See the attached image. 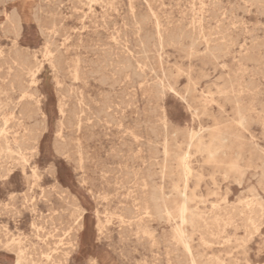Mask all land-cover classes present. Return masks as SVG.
<instances>
[{
    "label": "rangeland",
    "instance_id": "rangeland-1",
    "mask_svg": "<svg viewBox=\"0 0 264 264\" xmlns=\"http://www.w3.org/2000/svg\"><path fill=\"white\" fill-rule=\"evenodd\" d=\"M84 1H85V4H84ZM139 1H140V4H139ZM207 1H209V2H207ZM219 1H221V2H219ZM248 1H249V3H248ZM253 1H255V2H253ZM253 1L252 0H235V1L234 0H226V1L225 0H217V1L216 0H211V1L210 0H186V1L185 0H181V1L180 0H178V1L177 0H130V1L129 0H95V1L94 0H91V1L90 0H59V1H57V0H50V1L49 0H0V54H1L0 55V86H1L0 87V90H1L0 91V95H1L0 96V120L2 117V120L0 121V157L3 158V159L0 158V170H1L0 175L2 174L0 176V206L3 207V208L2 207L0 208V227H1L0 228V236H1L0 237V264H18V263L19 264H23V263L24 264H30L32 262H33L32 264H138V263L139 264H141V263L142 264H190L189 259L192 256H193L194 260L197 262V264H264V244H263L264 243V134H263L264 133L263 132L264 131V121H263L264 120V118H263L264 117V110H263L264 109V102H263L264 101V58H263V56H264V37H263V35H264V12H262V11H264V9H263L264 8V2H263V0H253ZM260 1H261V3H260ZM98 2L101 5H99ZM210 2H211V4H210ZM256 2H257V4H256ZM53 3H55V4H53ZM62 3H64V4H62ZM70 3H72L73 6ZM76 3H77V5H76ZM190 3L191 4L193 3V4L191 5ZM217 3H218V5L219 4L220 5L218 6ZM250 3L252 5H250ZM36 4H37V6H36ZM47 4H48V6H47ZM168 4H169V6H168ZM40 5H43V7L42 6L40 7ZM74 5H76L78 7L76 8V6L74 7ZM143 5L145 7H143ZM207 5L208 6L210 5V6L208 7ZM244 5H246V7ZM35 6L37 7V9ZM46 6L48 7V9L46 8ZM242 6L245 8H243ZM256 6H257V8H256ZM50 7L52 8L51 10H50ZM72 7H74V8H72ZM86 7H87V9H86ZM141 8H143L144 10ZM157 8H158V10H157ZM169 8L172 10H170ZM207 8H208V10H207ZM112 9L113 10L115 9L114 12H112L113 11ZM44 10H47V11L43 12ZM211 10H213L214 12L216 10H218V11H216V13H214L213 11L211 12ZM227 10H229V12ZM235 10H237V11H235ZM249 10H250V12H249ZM259 10H261V11H259ZM167 11H168V13H166ZM224 11L226 14L224 13ZM115 12L116 13L119 12V14H116ZM185 12H186V14H185ZM123 13H124V15H123ZM145 13H146L147 17L145 16ZM188 13H190V15ZM35 14H37L38 16ZM133 14H135V17ZM208 14H211V15H208ZM220 14H222V15H220ZM228 14H230V15H228ZM143 15H144V17H143ZM166 15H168V16L166 17ZM187 15H189V16H187ZM9 16H10L11 20L9 19ZM55 16L57 18L56 20H55ZM137 16H139V17H137ZM149 16H150V18H149ZM156 16H157V18H156ZM171 16H172V18H174L173 20H172ZM40 17H41V19H40ZM63 17H64V19L61 20ZM104 17H105V19H104ZM106 17H108L109 19ZM235 17H236V19H235ZM6 18H7V20H6ZM51 18H52V20H51ZM113 18L115 21L113 20ZM144 18H145V20H144ZM178 18L180 20H178ZM36 19H38V20L36 21ZM59 19H60V21H59ZM150 19H152V20L150 21ZM104 20H105V23H103ZM176 20H178V21H176ZM12 21H13V23H12ZM50 21H51V23H50ZM54 21L57 23V25ZM241 21H242V23H241ZM37 22H38V24H37ZM113 22H114V24H113ZM1 23H4L5 25L1 24ZM106 23L107 24L109 23V24L107 25ZM124 23L126 25H124ZM219 23H220V25H219ZM105 24L107 25V27L105 26ZM119 25H120V27H119ZM130 25H132V27ZM160 25H161V27H160ZM164 25H165V27H164ZM198 25L199 26L201 25V26L199 27ZM13 26L14 27L16 26L17 28L16 27L14 28ZM48 26H50V27H48ZM85 26L86 27L88 26V27L86 28ZM92 26H93V28H92ZM133 26H135V27H133ZM148 26H150V27H148ZM156 26H158V27L156 28ZM213 26L216 30L214 28H211ZM218 26H220V27H218ZM10 27H11V29H10ZM151 27H152V29H151ZM170 27H172L173 29ZM174 27H176V28L174 29ZM198 27H199L200 32H198L199 30H197ZM238 27H240V28H238ZM116 28H117V30H116ZM141 28H143V29H141ZM259 28H260V30H259ZM8 29H9V31H8ZM42 29H44L45 31ZM162 29H163V31H162ZM10 30H12V31H10ZM39 30L41 33L39 32ZM111 30L113 31V34H112ZM155 30H156V32H155ZM159 30H160V32H159ZM168 30H171L172 32L168 31ZM261 30H262V32H261ZM50 31H51V33H50ZM99 31H101V32H99ZM114 31H116L117 33ZM153 31L155 34L153 33ZM174 31H175V33H174ZM9 32H11V33H9ZM134 32H135V34H134ZM169 32L171 34H169ZM245 32H247V33H245ZM47 33L49 35H47ZM147 33H149V34H147ZM218 33H221V34H218ZM242 33H243V35H242ZM162 34H163V36H161ZM188 34H190V35H188ZM41 35H42V37H41ZM86 35H88V37ZM14 36H15V38H14ZM49 36H51V37H49ZM52 36H54V37H52ZM64 36H66V37H64ZM185 36L186 37L188 36V37L185 38ZM225 36L227 37V40L229 39L228 41H225L226 40ZM93 37H95V38H93ZM130 37H132V38H130ZM150 37H152V38H150ZM154 37H155V39H154ZM179 37H180V39H179ZM258 37H260V38H258ZM96 38H97V40H96ZM100 38L103 41H101ZM163 38H164V40L167 38V40H165L166 43L164 40L162 41ZM169 38H171V39H169ZM175 38H178L179 40L177 39V41H175V43L171 42L173 40H176ZM210 38H212L211 39L212 41L209 40ZM53 39H55V40H53ZM64 39H66V40H64ZM85 39H86V41H85ZM260 39H261V42H260ZM104 40H106V41H104ZM135 40L138 42H136ZM151 40H153V41H151ZM231 40H232V42H231ZM233 40H235V41H233ZM76 41H78V42L80 41V42L78 43ZM87 41H89L91 44L89 42L87 44ZM121 41H123V42H121ZM190 41H193V42H190ZM217 41H219V42H217ZM108 42H110V43H108ZM119 42H120V44H119ZM139 42H140V44H139ZM200 42L202 44H200ZM12 43H13V45H12ZM14 43H16V44H14ZM82 43L85 45H83ZM99 43L100 44L102 43V44L100 45ZM113 43H114V45H113ZM194 43L196 44V47H194L195 46ZM215 43L216 44L218 43L217 45H219L221 48L219 46H217ZM225 43H226L227 47H224ZM228 43H230V44L228 45ZM137 44H139L141 46H138ZM146 44H148V45L150 44L149 45L150 47L147 46ZM171 44H172V46H171ZM197 44H198V46H197ZM259 44L261 45V47H259L260 46ZM4 45H6V46H4ZM107 45H108V47H107ZM164 45H165V47H164ZM185 45L191 46V47H187ZM233 45H234V47H233ZM54 46H56V48ZM80 46H82L83 48ZM84 46H87V47H84ZM144 46L146 49L144 48ZM181 46H183V47H181ZM238 46H240V47H238ZM25 47H26V49H25ZM72 47H74V48H72ZM185 47L187 48V50ZM217 47H219V48H217ZM222 47H223V50H222ZM21 48H22V50H21ZM61 48L63 49V52H62ZM134 48H137V49H134ZM213 48H215L216 50ZM245 48H247V49H245ZM155 49L159 50V51H156ZM256 49H259V50H256ZM209 50L212 53H210ZM217 50H219L220 52H218ZM221 50H222V52H221ZM227 50H228V54L226 53ZM22 51H23V53H22ZM114 51H115V53H114ZM138 51H139V53H138ZM255 51H257V52H255ZM13 52H14V54H13ZM74 52H75V54H73ZM95 52H97L96 55H95ZM117 52H121V53L119 54ZM125 52L128 54H125ZM223 52L226 54H224ZM2 53H3V55H2ZM31 53H34V54L31 55ZM129 53H130V55H129ZM136 53H138V54H136ZM98 54H100V56H98ZM104 54H105V56H104ZM106 54H108V55H106ZM146 54H148V55H146ZM51 55H52V57H51ZM76 55H77V57H76ZM120 55H122V56H120ZM126 55H128V56H126ZM136 56L138 58L140 57L139 60L137 59ZM167 56H169V57H167ZM218 56L219 57L222 56L223 58L222 57L219 58ZM61 57H64V58L61 59ZM128 57H129V59H128ZM50 58H52V59H50ZM81 58H82V60H81ZM93 58H95V60ZM147 58L149 60H147ZM214 58H216V60ZM12 59H14V60H12ZM53 59H55V60H53ZM105 59H106V61H104ZM111 59L112 60L114 59V60L111 61ZM125 59H126V61H125ZM155 59L157 60V62ZM255 59L259 62H257ZM56 60H57V64H56ZM244 60H245V62H244ZM250 60H252V61H250ZM109 61L111 64L109 63ZM114 61L116 63H112ZM117 61H119V62H117ZM62 62H63V64H62ZM126 62H127V64H126ZM132 62H133V64H132ZM68 63H69V65H68ZM154 63H155V65H154ZM160 63H161V65H160ZM255 63H257V64H255ZM11 64H12V66H11ZM18 64H19V66H17ZM31 64H33V65H31ZM39 64H40V66H39ZM134 64H135V66H133ZM191 65H193V66H191ZM36 66H37V69H36ZM89 66L92 68H90ZM168 66H170V67L168 68ZM258 66L260 68L256 69V68H258ZM261 66H263V68ZM1 67H2V69H1ZM50 67L52 69H50ZM75 67H77V68H75ZM102 67H104V68H102ZM124 67L125 68L127 67V68L125 69ZM135 67L137 68V70L136 69L135 70L138 72L134 71ZM250 67H251V69H250ZM66 68H68V69H66ZM78 68L79 69L81 68L82 70L81 69L79 70ZM114 68H116V69H114ZM130 68H132L131 71H130ZM143 68H146V69H143ZM187 68H188V70H187ZM246 68H247V70H246ZM24 69H26L28 72L26 73V70H24ZM119 69H120V72H119ZM178 69L180 71H178ZM90 70L93 71V73ZM95 70L96 71L99 70L100 72L99 71L96 72ZM109 70H110V72H109ZM140 70H141V72H139ZM155 70L157 71V73L155 72ZM161 70H162L163 74L161 73ZM199 70H201V71L199 72ZM84 72H85V74H84ZM88 72H89L90 76L88 75ZM127 72H128V74H127ZM201 72L203 73V75L205 77L201 74ZM207 72H208V74H207ZM24 73H26V74H24ZM31 73H33V74H31ZM68 73L71 74L70 75L71 78L69 77ZM105 73H106V75H105ZM159 73H161L162 75ZM34 74H35V76H34ZM51 74H52V76H51ZM152 74H154V75H152ZM174 74H175V76H173ZM10 75H12V76H10ZM97 75L100 77H98ZM101 75H104L103 77H105L106 79L103 77L101 78ZM143 75H144V77H142ZM150 75H151V77H150ZM77 76H80V77H77ZM118 76L120 78H118V80H117L116 78ZM121 76H123V77H121ZM130 76L132 78V81H131ZM147 76H149L150 78ZM231 76H232V78H231ZM234 77H236V78H234ZM31 78H33L32 79L33 81L31 80ZM134 78H136V79H134ZM144 78H145V80H144ZM53 79H55V80H53ZM100 79H101V81H98ZM113 79H115V80H113ZM249 79H251V80H249ZM102 80L105 81V82L103 81L104 84H103ZM128 80H130V81H128ZM229 80H230V82H229ZM231 80L233 83L231 82ZM108 81H109V83H108ZM1 82H2V84H1ZM69 82H70V84H69ZM210 82H212V83H210ZM249 82L253 83V84H249ZM57 83H59V84H57ZM112 83H114V84H112ZM190 83L192 84V87H191ZM223 83H224V85H222ZM246 83H247V85H246ZM130 84L131 85L133 84V86H131ZM208 84H210L211 86ZM239 84H240V86H239ZM30 85H32V86H30ZM186 85H187V87H185ZM207 85L210 86V88ZM250 85H252L251 88L249 87ZM255 85H257V87ZM23 86H25V87H23ZM33 86H35V88ZM149 86L151 89L149 88ZM189 86H190V88H189ZM125 87H127V88H125ZM15 88H16V90H15ZM67 88H69V89H67ZM34 89H36V90H34ZM73 89H76V90H73ZM123 89H124V91H123ZM186 89H188V90L185 91ZM244 89H246V91ZM24 90H25V92H24ZM29 90L31 91V93ZM109 90H110V92H109ZM242 90H243V92H242ZM6 91H7V93L10 91L11 92L9 94H6ZM35 91H37V92H35ZM54 91H56L57 93ZM64 91H65V93H64ZM122 91H123V93H121ZM34 92L37 94H35ZM70 92L71 93L73 92V93L71 94ZM104 92H107V93H104ZM113 92H115V94ZM130 92H131V94H130ZM77 93H79V95ZM117 93H119V94H117ZM125 93H126V95H125ZM203 94L206 95L205 96L206 98L204 97ZM235 94H237L238 96H236ZM12 95H13V97H10ZM114 95H115V97H114ZM159 95L161 96V98H159L160 97ZM78 96H79V98H78ZM140 96H142V97H140ZM210 96H211V99L209 98ZM21 97H22V99H21ZM85 97H86V100L84 99ZM111 97H112V99H111ZM129 97H131V98H129ZM145 97L147 98V101H146ZM152 97H154V98H152ZM88 98H89V101L87 100ZM117 98H119V99H117ZM142 99H145V100H142ZM64 100H65V102H64ZM90 100H91V102H90ZM104 100L108 104H106V102H104ZM126 100L127 101L130 100V101H128L129 103ZM230 100L232 102H230ZM252 100H253V102H252ZM122 101H123V103H122ZM197 101H199V102H197ZM72 102L74 104H72ZM101 102H103V103H101ZM111 103H112V105H111ZM157 103H158V107L156 105ZM119 104H120V108H119ZM162 104H163V106H162ZM249 104H250V106H248ZM258 104L259 105L261 104V105L258 106ZM124 105L126 107H123ZM153 105H154V107H153ZM5 106H7L8 109ZM86 107H87V109L90 108L89 110H91V111L87 110ZM91 107H93V108L91 109ZM140 107H141V109H140ZM61 108L63 111L65 110L63 113L60 112ZM200 108H201V111L198 110ZM30 109H33V111L32 110L30 111ZM57 109H58V111H57ZM111 109H113V111ZM156 109L158 110V112ZM233 109L236 111L238 110V111L235 113V111ZM100 110H101V112H99ZM102 110H104V111H102ZM118 110H120L119 115L117 113ZM255 110H257V111H255ZM109 111H110V113H109ZM229 111H231V112H229ZM18 112L21 113V114L20 113L19 114L23 118L22 117L20 118V115L18 114ZM84 112L86 113V115ZM133 113H135V114H133ZM90 114H92L91 115L92 117L90 116ZM103 114H105V115H103ZM106 114H108V115H106ZM258 114L260 115V118H259V116L257 118ZM73 115H74V117H73ZM125 115H126V117H125ZM142 115H143V117H142ZM29 116L31 117L32 120L28 119V118H30ZM76 116H78V117H76ZM85 116L88 117V119ZM130 116H131V118H130ZM93 118L95 119V121L93 120ZM140 118L142 120H140ZM9 119L12 121H10ZM39 119H42V122H41V120L39 121ZM71 119H73V120H71ZM80 119H81V121H80ZM135 119H137V120H135ZM143 119H145V120H143ZM257 119H259V120H257ZM8 120H9V122H8ZM97 120H99V121L97 122ZM103 120H105L104 121L105 124H104ZM113 120H114V122H113ZM241 120H242V124H240ZM6 121H7V123H6ZM71 121H72V123H71ZM108 121H111V122L109 123ZM262 121H263V123H262ZM61 122L63 125H61ZM135 122H136V124H135ZM142 122H144V124ZM154 122H155V124H153ZM115 123H117V124H115ZM130 123H132V124H130ZM17 124H18V126H17ZM31 124L34 125L35 127L31 126ZM137 124H139V125H137ZM164 124H166V125H164ZM8 125L10 128L8 127ZM81 125H82V127H81ZM90 125H92V126L94 125V127H91ZM116 125H117V127H116ZM151 125L153 126L154 129L150 128V127H152ZM46 126H47V128H46ZM104 126H105V128H104ZM32 127L35 129L33 130ZM85 127H87V128H85ZM110 127H112V128H110ZM118 127H119V129H118ZM26 128L28 129L29 132L27 131ZM148 128H150L149 129L150 131L151 130H153V131L149 133ZM5 129H6V131H5ZM7 129H9V130L7 131ZM108 129H109V131H108ZM132 129H134V130H132ZM116 130H117V132H116ZM135 130L137 133L135 132ZM130 131H132V132H130ZM261 131H262V134H261ZM66 132H68V133H66ZM96 132H98V133H96ZM121 132H122V134H120ZM7 133H9V134H7ZM15 133L16 134L18 133V134L15 135ZM36 133L37 134L39 133V134L37 135ZM192 133L196 134V137H193L191 139L190 137H191ZM2 134L4 137L2 136ZM69 135L70 136L72 135V136L70 137ZM120 135H122L123 138ZM132 135H133V137H132ZM89 136H93V137L89 138ZM84 137H86L85 140H84ZM17 138H18V141H17ZM62 138H64V140ZM105 138L109 139V140H106ZM7 139H9V140H7ZM19 139H21V140H19ZM72 139H74L73 140L74 142L72 141ZM140 139H141V141H140ZM196 139L200 141V145L198 147L199 150L196 149L197 147L195 145H192V146L188 145L190 140L195 141ZM54 140H55V142H54ZM59 140L61 143H59ZM14 141H16L15 147H14V144H15ZM56 141H58V142H56ZM70 141L72 142L73 145L72 144L70 145V143H71ZM76 141H78V143ZM110 141H112V142H110ZM126 141H128V143H126ZM152 141H155V142H152ZM54 143L57 144V146H54L55 145ZM143 143H144V145H143ZM154 143H157V144H154ZM58 144H59V146H58ZM61 144H63L66 149H64V146H62ZM100 144H101V146H100ZM111 144L113 145V147ZM60 145H61V147H60ZM84 145L87 147H85ZM4 146L5 147L7 146V147L4 148ZM66 146H68V147H66ZM120 146H122V147H120ZM125 146H126L127 150L124 148ZM135 146H136V148H135ZM147 146H149V148ZM161 146H162V149H161ZM17 147H18V149H17ZM34 147L38 150L36 151V149ZM55 147H58V148H55ZM61 148H62V150H61ZM71 148H72V150H71ZM104 148H106V149L104 150ZM117 148H119V149H117ZM121 148H122V150H121ZM9 149H10V151H9ZM58 150H60V151L58 152ZM63 150H64L65 155L63 153ZM124 150H125V152H124ZM210 150L212 151L213 154H209ZM7 151H9V152H7ZM111 151L112 152L114 151V152L111 153ZM156 151H158V152H156ZM163 151H165V153ZM186 151H188V155H187L188 158L186 157V160H187L188 165H189V171L187 173H185L183 170L181 171V168H179V167H181L179 164V157H181L182 154H184V152H186ZM15 152L17 155L15 154ZM56 152H58V153H56ZM67 152H69V153H67ZM70 152H72L74 155L71 154ZM127 152H129V153H127ZM150 152H151V154H149ZM153 152H154V155L152 154ZM32 153H33V155H32ZM116 153H117V156H116ZM10 154L12 155V157L10 156ZM59 154H60V156H59ZM114 154H115V156H114ZM122 154H123V156H122ZM137 155L140 157V160H139V157ZM119 156H121V157H119ZM74 158H76V159L74 160ZM85 158H87V159L85 160ZM88 158H90V159H88ZM97 158H101V161H100V159H97ZM103 158L104 159L107 158V159L104 160ZM116 158H117V160H116ZM129 158H131L132 160ZM162 158H163V161H162ZM151 159H153V160H151ZM97 160H98V162H97ZM155 160H157V161H155ZM4 162H6V163H4ZM115 162H117V164ZM147 162H149V163H147ZM100 163H103V165ZM104 163H105V165H104ZM110 163H112V164L114 163L115 166L110 164ZM176 164H178V165H176ZM122 165H124V166H122ZM128 165H130V166H128ZM138 165H139V167H136ZM151 165H153V166H151ZM83 167H84V169H83ZM175 167H176V170H175ZM111 168H112V170H111ZM115 168L118 170H116ZM4 170H5V172H4ZM133 170H135V171H133ZM193 170L194 171L196 170V171L194 172ZM108 171H110V172H108ZM32 172L34 174H37V175H34ZM91 172L93 173L92 175H91ZM129 172L133 175L127 174ZM112 173H113V175H112ZM199 173H201L204 178L202 176H200ZM223 173L225 174L224 176H223ZM5 174H6V176H4ZM82 174H83V176H82ZM109 174L111 175V178H110ZM135 174H136V177H135ZM103 175H104V177H103ZM107 175H109V176H107ZM184 175H186V176H184ZM3 176H4V178H3ZM114 176H116V177H114ZM158 176L162 180L159 179ZM179 176H180V178H179ZM189 176H190V178H189ZM77 177L79 178V181H78ZM209 177L212 179H210ZM93 178L95 181L93 180ZM105 178H107V179H105ZM130 178H131V180L133 178V180L131 181ZM91 180H93V182ZM106 180L109 182L107 183ZM212 180H213V182H212ZM100 181H103V183ZM122 181L124 182V184ZM145 182L148 186L145 184ZM148 182H150V183L148 184ZM90 183H93L92 187H91ZM126 183H128V184H126ZM110 184H112V185H110ZM131 184H134V185H131ZM139 185H140L141 189H140ZM156 185H158V186H156ZM212 185H214V186H212ZM93 186H94V188H93ZM95 186H97V187H95ZM102 187H105V188H102ZM106 187H107V189H106ZM153 187H158V189L159 188L160 189L158 190V189L153 188ZM177 187H179V188H177ZM185 187H186V189H185ZM58 188H60V189H58ZM63 188H65V190H63ZM91 188H92V190H91ZM191 189H193V190H191ZM54 192H55V194H54ZM156 192H158V193H156ZM184 192L188 195L189 210L193 211V213H194L193 218H195V223L193 224V226L190 225L189 223H184L182 226L176 212L173 213V215H174L173 219H172V217L168 218L166 214H164L162 212L158 213L156 210V206H154L158 202L160 203L161 196H163L167 200V203L171 207V209L174 210L175 202H178V200L181 197V194ZM69 193L71 194V196ZM111 193H112V195H111ZM107 194H108V196L110 195V197H108ZM151 194L153 196H151ZM154 194L157 195V197ZM8 195L11 198L8 197ZM65 195H67L66 200H64ZM73 195H74V199H73ZM158 195H160V198ZM206 195L209 197H206ZM68 196H69V198H68ZM102 196H104V197L101 198ZM148 196H149V198H147ZM154 196H155L154 200L158 199V200H155V201H157V203L153 200ZM93 197H95L97 199H95ZM125 197H127V198H125ZM239 198H240L241 202L239 201ZM43 199H44V201H43ZM45 199H47V200H45ZM126 199H127V201H126ZM138 199L141 201H139ZM114 200H116L118 202H116ZM25 201H26V203H25ZM245 201L247 202L246 204L244 203ZM146 202L147 203L149 202L148 203L149 205H147ZM7 203H9V204H7ZM11 203H14V204L12 205ZM142 203L144 204V206ZM66 204H68V205H66ZM33 205H34V209H33ZM125 205H126V207H125ZM152 205H153V207H152ZM146 206L151 207V209H149V211H150L149 215L146 214V211H145ZM35 207L36 208L38 207V208L35 209ZM131 208L133 211H135L134 212L135 214L133 213L132 210H130ZM217 208L218 209L220 208L219 211ZM76 209H77V211H76ZM121 209L122 210L124 209V210L122 211ZM34 210H35V212H34ZM155 210L158 213V215H157V213L155 215ZM237 210H239V212ZM16 211H17V214H16ZM125 211H126V213H125ZM3 212H5V213H3ZM6 212H8L7 217H5ZM9 212H11V213H9ZM56 212H57V215H55ZM69 212H73V213L70 214ZM117 212H119V213H117ZM48 213H50V214H48ZM62 213L63 214L65 213V214L63 215ZM52 214H53V217H52ZM124 215H126V216H124ZM153 215H155V216H153ZM249 215L252 218H250ZM55 216H57L61 219H59ZM71 216H73V217L71 218ZM151 216L154 218H152ZM247 216L249 218H247ZM8 217H9V219H8ZM38 217H40V218H38ZM199 217L200 218L203 217L204 219L203 218L200 219ZM229 218H231V219H229ZM47 221L49 223H47ZM75 221H76V223H75ZM106 221H108V222H106ZM145 221H146V223H145ZM251 221H252L253 225H252ZM205 222H207V226L205 225L206 224ZM7 223H8V225H7L8 227L6 226ZM43 223H46L47 225L46 224L44 225ZM56 224L58 225L57 227H56ZM248 224L252 227H250ZM69 225H71V226H69ZM178 225L183 227V229H184L183 234L178 235V233L176 232V227ZM60 226L61 227L63 226V227L61 228ZM102 226H104V227H102ZM39 227L42 230H39L40 229ZM124 227L126 228V230ZM127 227H128V229L131 228L133 231H131V229L128 230ZM233 227H234V229H233ZM70 228H71V230H70ZM53 229H54V231H53ZM99 230H100V232H98ZM43 231H45V232H43ZM9 232H11L10 233L11 237L9 235ZM31 232H34V233L31 234ZM75 232H77V233H75ZM137 232H138V234H137ZM70 233L71 234L73 233V236ZM120 233L122 234V236ZM125 233H126V235H125ZM199 234H200V236H199ZM135 235H136V237H135ZM140 235H142V236H140ZM34 236H36V237L34 238ZM70 236H72V237H70ZM102 236H104V237H102ZM148 236H149V238L147 239ZM157 236H158V238H157ZM2 237H3V240H2ZM168 237H171V238H168ZM108 238H109V240H108ZM117 238H118V240H117ZM123 238H125V239H123ZM139 239H140V241H138ZM40 240H41V242H40ZM47 240L50 242H48ZM65 240H68V241H65ZM128 240H129V242H128ZM7 241H8V243H7ZM123 241H125L126 243ZM168 241H169L170 245L168 244ZM173 241H174V243H173ZM9 242H11V243H9ZM28 242H29V245H28ZM62 242H65V243H62ZM148 242H150L151 244L150 243L148 244ZM20 243H22L23 246ZM25 243H27V244H25ZM47 243H49V244H47ZM60 243H61V246H60ZM70 243H72V244H70ZM144 243H146V244H144ZM186 243H187V245H186ZM3 245H4V247H3ZM17 245H19V246H17ZM34 245H35V247H34ZM116 245H117V247H115ZM138 245H140V246H138ZM62 246L63 247L65 246V247L63 248ZM187 246L189 248V249L187 248L189 252L186 249ZM12 248H13V250H10ZM26 248L29 250H27ZM48 248H49V250H48ZM54 248L55 249L57 248L55 250V252L53 251ZM165 248H167V249H165ZM149 249L151 251L153 249L152 253L154 255L153 254L150 255L151 252ZM37 250H38V252H40V256H39V253H37ZM44 250L46 252H44ZM116 250H118V251H116ZM121 250L123 252H121ZM148 250H149V252H148ZM166 250H167L168 254H164V253H166ZM172 250H173V252H172ZM16 251H17V253H16ZM19 251H20V253H19ZM62 252H64V253L62 254ZM158 252H160V253H158ZM22 254H23V256H21ZM54 254H56V256ZM116 254H118L117 256L119 258L117 256H115ZM170 254H171V256H170ZM62 255H64V256H62ZM16 256H17V258H16ZM18 256L20 257V259H18ZM126 257H128V258H126ZM156 257H158L159 261L158 260L155 261ZM48 258H49V260H48ZM15 259H17L16 260L17 263L15 262ZM56 259H58V260H56ZM143 259H144V262H143ZM165 259H166L167 263H166ZM52 260H53V262H51ZM121 260H122V262H121ZM57 261H58V263H57ZM44 262H46V263H44ZM61 262H63V263H61ZM132 262H134V263H132Z\"/></svg>",
    "mask_w": 264,
    "mask_h": 264
},
{
    "label": "bare ground",
    "instance_id": "bare-ground-1",
    "mask_svg": "<svg viewBox=\"0 0 264 264\" xmlns=\"http://www.w3.org/2000/svg\"><path fill=\"white\" fill-rule=\"evenodd\" d=\"M49 1H50V0H49ZM57 1H59V0H57ZM90 1H91V0H90ZM94 1H95V0H94ZM129 1H130V0H129ZM177 1H178V0H177ZM180 1H181V0H180ZM185 1H186V0H185ZM210 1H211V0H210ZM216 1H217V0H216ZM225 1H226V0H225ZM234 1H235V0H234ZM252 1H253V0H252ZM76 2H77V1H76ZM81 2H82V1H81ZM119 2H120V1H119ZM143 2H144V1H143ZM147 2H148V1H147ZM175 2H176V1H175ZM207 2H209V1H207ZM219 2H221V1H219ZM250 2H251V1H250ZM253 2H255V1H253ZM263 2H264V0H263ZM263 2H262V3H263ZM47 3H48V2H47ZM94 3H95V2H94ZM98 3H99V2H98ZM115 3H116V2H115ZM170 3H171V2H170ZM198 3H199V2H198ZM233 3H234V2H233ZM244 3H245V2H244ZM248 3H249V1H248ZM260 3H261V1H260ZM53 4H55V3H53ZM62 4H64V3H62ZM70 4H72V3H70ZM84 4H85V1H84ZM103 4H104V3H103ZM106 4H107V3H106ZM139 4H140V1H139ZM144 4H145V3H144ZM190 4H191V3H190ZM192 4H193V3H192ZM192 4H191V5H192ZM201 4H202V3H201ZM210 4H211V2H210ZM214 4H215V3H214ZM256 4H257V2H256ZM76 5H77V3H76ZM76 5H74V7H75ZM93 5H94V4H93ZM99 5H101V4L99 3ZM99 5H98V6H99ZM109 5H110V4H109ZM130 5H131V4H130ZM137 5H138V4H137ZM212 5H213V4H212ZM217 5H218V3H217ZM219 5H220V4H219ZM219 5H218V6H219ZM233 5H234V4H233ZM250 5H252V4L250 3ZM260 5H261V4H260ZM36 6H37V4H36ZM36 6H35V7H36ZM41 6L43 7V5H40V7H41ZM44 6H45V5H44ZM47 6H48V4H47ZM47 6H46V8L48 9ZM49 6H50V5H49ZM72 6H73V4H72ZM106 6H107V5H106ZM128 6H129V5H128ZM132 6H133V5H132ZM168 6H169V4H168ZM183 6H184V5H183ZM193 6H194V5H193ZM193 6H192V7H193ZM207 6H208V5H207ZM209 6H210V5H209ZM209 6H208V7H209ZM239 6H240V5H239ZM244 6L246 7V5H244ZM258 6H259V5H258ZM40 7H39V8H40ZM59 7H60V6H59ZM74 7H72V8H74ZM77 7H78V6H76V8H77ZM88 7H89V6H88ZM137 7H138V6H137ZM139 7H140V6H139ZM143 7H145V6L143 5ZM172 7H173V6H172ZM201 7H202V6H201ZM220 7H221V6H220ZM237 7H238V6H237ZM242 7H243V6H242ZM245 7H243V8H245ZM261 7H262V6H261ZM81 8H82V7H81ZM81 8H80V9H81ZM124 8H125V7H124ZM187 8H188V7H187ZM232 8H233V7H232ZM238 8H239V7H238ZM256 8H257V6H256ZM256 8H255V9H256ZM36 9H37V7H36ZM36 9H35V10H36ZM44 9H45V8H44ZM51 9H52V8L50 7V10H51ZM66 9H67V8H66ZM69 9H70V8H69ZM86 9H87V7H86ZM100 9H101V8H100ZM108 9H109V8H108ZM131 9H132V8H131ZM141 9H143V8H141ZM141 9H140V10H141ZM145 9H146V8H145ZM149 9H150V8H149ZM169 9H170V8H169ZM212 9H213V8H212ZM218 9H219V8H218ZM220 9H221V8H220ZM228 9H229V8H228ZM247 9H248V8H247ZM259 9H260V8H259ZM263 9H264V8H263ZM40 10H41V9H40ZM60 10H61V9H60ZM88 10H89V9H88ZM112 10H113V9H112ZM114 10H115V9H114ZM114 10H113L112 12H114ZM136 10H137V9H136ZM143 10H144V9H143ZM143 10H142V11H143ZM146 10H147V9H146ZM150 10H151V9H150ZM157 10H158V8H157ZM170 10H172V9H170ZM174 10H175V9H174ZM184 10H185V9H184ZM188 10H189V9H188ZM188 10H187V11H188ZM193 10H194V9H193ZM207 10H208V8H207ZM207 10H206V11H207ZM209 10H210V9H209ZM223 10H224V9H223ZM223 10H222V11H223ZM256 10H257V9H256ZM261 10H262V9H261ZM261 10H259V11H261ZM46 11H47V10H44L43 12H46ZM57 11H58V10H57ZM70 11H71V10H70ZM151 11H152V10H151ZM187 11H186V12H187ZM196 11H197V10H196ZM212 11H213V10H211V12H212ZM216 11H218V10H216ZM216 11H215V12L213 11V12L216 13ZM227 11L229 12V10H227ZM235 11H237V10H235ZM241 11H242V10H241ZM259 11H258V12H259ZM36 12H37V11H36ZM43 12H42V13H43ZM58 12H59V11H58ZM72 12H73V11H72ZM126 12H127V11H126ZM126 12H125V13H126ZM147 12H148V11H147ZM161 12H162V11H161ZM170 12H171V11H170ZM175 12H176V11H175ZM186 12H185V14H186ZM249 12H250V10H249ZM262 12H264V11H262ZM34 13H35V12H34ZM40 13H41V12H40ZM48 13H49V12H48ZM50 13H51V12H50ZM52 13H53V12H52ZM82 13H83V12H82ZM115 13H116V12H115ZM131 13H132V12H131ZM131 13H130V14H131ZM151 13H152V12H151ZM166 13H168V11H167ZM171 13H172V12H171ZM171 13H170V14H171ZM209 13H210V12H209ZM224 13H225V11H224ZM260 13H261V12H260ZM10 14H11V13H10ZM57 14H58V13H57ZM77 14H78V13H77ZM79 14H80V13H79ZM99 14H100V13H99ZM116 14H119V12L116 13ZM152 14H153V13H152ZM178 14H179V13H178ZM188 14L190 15V13H188ZM194 14H195V13H194ZM211 14H212V13H211ZM211 14H208V15H211ZM225 14H226V13H225ZM35 15H37V14H35ZM42 15H43V14H42ZM53 15H54V14H53ZM81 15H82V14H81ZM81 15H80V16H81ZM123 15H124V13H123ZM133 15H134V17H135V14H133ZM153 15H154V14H153ZM189 15H187V16H189ZM192 15H193V14H192ZM196 15H197V14H196ZM215 15H216V14H215ZM220 15H222V14H220ZM228 15H230V14H228ZM233 15H234V14H233ZM259 15H260V14H259ZM262 15H263V14H262ZM18 16H19V15H18ZM37 16H38V15H37ZM127 16H128V15H127ZM130 16H131V15H130ZM145 16L147 17L146 13H145ZM167 16H168V15H166V17H167ZM197 16H198V15H197ZM200 16H201V15H200ZM236 16H237V15H236ZM35 17H36V16H35ZM137 17H139V16H137ZM143 17H144V15H143ZM146 17H145V18H146ZM163 17H164V16H163ZM169 17H170V16H169ZM212 17H213V16H212ZM230 17H231V16H230ZM233 17H234V16H233ZM42 18H43V17H42ZM45 18H46V17H45ZM81 18H82V17H81ZM85 18H86V17H85ZM88 18H89V17H88ZM106 18H108V17H106ZM124 18H125V17H124ZM128 18H129V17H128ZM131 18H132V17H131ZM145 18H144V20H145ZM149 18H150V16H149ZM154 18H155V17H154ZM156 18H157V16H156ZM171 18H172V16H171ZM191 18H192V17H191ZM227 18H228V17H227ZM238 18H239V17H238ZM238 18H237V19H238ZM242 18H243V17H242ZM9 19L11 20L10 16H9ZM40 19H41V17H40ZM40 19H39V20H40ZM56 19H57V18H56V16H55V20H56ZM63 19H64V17H63L61 20H63ZM102 19H103V18H102ZM102 19H101V20H102ZM104 19H105V17H104ZM108 19H109V18H108ZM108 19H107V20H108ZM136 19H137V18H136ZM166 19H167V18H166ZM166 19H165V20H166ZM173 19H174V18H172V20H173ZM182 19H183V18H182ZM196 19H197V18H196ZM205 19H206V18H205ZM235 19H236V17H235ZM6 20H7V18H6ZM37 20H38V19H36V21H37ZM51 20H52V18H51ZM99 20H100V19H99ZM113 20H114V18H113ZM138 20H139V19H138ZM141 20H142V19H141ZM151 20H152V19H150V21H151ZM165 20H164V21H165ZM178 20H180V19L178 18ZM178 20H176V21H178ZM186 20H187V19H186ZM188 20H189V19H188ZM201 20H202V19H201ZM48 21H49V20H48ZM59 21H60V19H59ZM114 21H115V20H114ZM154 21H155V20H154ZM166 21H167V20H166ZM166 21H165V22H166ZM204 21H205V20H204ZM217 21H218V20H217ZM220 21H221V20H220ZM222 21H223V20H222ZM238 21H239V20H238ZM257 21H258V20H257ZM54 22H55V21H54ZM131 22H132V21H131ZM138 22H139V21H138ZM138 22H137V23H138ZM160 22H161V21H160ZM171 22H172V21H171ZM173 22H174V21H173ZM205 22H206V21H205ZM209 22H210V21H209ZM12 23H13V21H12ZM12 23H11V24H12ZM50 23H51V21H50ZM55 23H56V22H55ZM101 23H102V22H101ZM103 23H105V20H104ZM115 23H116V22H115ZM128 23H129V22H128ZM128 23H127V24H128ZM134 23H135V22H134ZM144 23H145V22H144ZM174 23H175V22H174ZM174 23H173V24H174ZM239 23H240V22H239ZM239 23H238V24H239ZM241 23H242V21H241ZM258 23H259V22H258ZM1 24H4V23H1ZM37 24H38V22H37ZM106 24H107V23H106ZM106 24H105V26L107 27V25H108L109 23H108L107 25H106ZM113 24H114V22H113ZM119 24H120V23H119ZM131 24H132V23H131ZM140 24H141V23H140ZM159 24H160V23H159ZM164 24H165V23H164ZM166 24H167V23H166ZM169 24H170V23H169ZM189 24H190V23H189ZM194 24H195V23H194ZM204 24H205V23H204ZM229 24H230V23H229ZM229 24H228V25H229ZM244 24H245V23H244ZM4 25H5V24H4ZM4 25H3V26H4ZM56 25H57V23H56ZM62 25H63V24H62ZM88 25H89V24H88ZM93 25H94V24H93ZM124 25H126V24L124 23ZM135 25H136V24H135ZM157 25H158V24H157ZM219 25H220V23H219ZM226 25H227V24H226ZM231 25H232V24H231ZM235 25H236V24H235ZM11 26H12V25H11ZM59 26H60V25H59ZM80 26H81V25H80ZM102 26H103V25H102ZM127 26H128V25H127ZM130 26L132 27V25H130ZM184 26H185V25H184ZM192 26H193V25H192ZM198 26H199V25H198ZM200 26H201V25H200ZM200 26H199V27H200ZM229 26H230V25H229ZM236 26H237V25H236ZM260 26H261V25H260ZM4 27H5V26H4ZM13 27H14V26H13ZM15 27H16V26H15ZM15 27H14V28H15ZM37 27H38V26H37ZM48 27H50V26H48ZM85 27H86V26H85ZM87 27H88V26H87ZM87 27H86V28H87ZM119 27H120V25H119ZM133 27H135V26H133ZM148 27H150V26H148ZM157 27H158V26H156V28H157ZM160 27H161V25H160ZM160 27H159V28H160ZM164 27H165V25H164ZM186 27H187V26H186ZM196 27H197V26H196ZM199 27L197 28V30H199ZM218 27H220V26H218ZM243 27H244V26H243ZM16 28H17V27H16ZM39 28H40V27H39ZM39 28H38V29H39ZM44 28H45V27H44ZM46 28H47V27H46ZM92 28H93V26H92ZM94 28H95V27H94ZM121 28H122V27H121ZM123 28H124V27H123ZM153 28H154V27H153ZM170 28H172V27H170ZM170 28H169V29H170ZM175 28H176V27H174V29H175ZM181 28H182V27H181ZM194 28H195V27H194ZM209 28H210V27H209ZM211 28H214V26L211 27ZM222 28H223V27H222ZM229 28H230V27H229ZM238 28H240V27H238ZM257 28H258V27H257ZM2 29H3V28H2ZM5 29H6V28H5ZM10 29H11V27H10ZM110 29H111V28H110ZM113 29H114V28H113ZM126 29H127V28H126ZM136 29H137V28H136ZM141 29H143V28H141ZM151 29H152V27H151ZM154 29H155V28H154ZM172 29H173V28H172ZM172 29H171V30H172ZM190 29H191V28H190ZM214 29H215V28H214ZM254 29H255V28H254ZM42 30H44V29H42ZM60 30H61V29H60ZM60 30H59V31H60ZM116 30H117V28H116ZM120 30H121V29H120ZM128 30H129V29H128ZM131 30H132V29H131ZM166 30H167V29H166ZM171 30H168V31H171ZM179 30H180V29H179ZM179 30H178V31H179ZM195 30H196V29H195ZM215 30H216V29H215ZM222 30H223V29H222ZM241 30H242V29H241ZM257 30H258V29H257ZM259 30H260V28H259ZM259 30H258V31H259ZM8 31H9V29H8ZM10 31H12V30H10ZM44 31H45V30H44ZM56 31H57V30H56ZM73 31H74V30H73ZM79 31H80V30H79ZM111 31H112V30H111ZM135 31H136V30H135ZM139 31H140V30H139ZM145 31H146V30H145ZM147 31H148V30H147ZM157 31H158V30H157ZM162 31H163V29H162ZM213 31H214V30H213ZM223 31H224V30H223ZM13 32H14V31H13ZM13 32H12V33H13ZM39 32H40V30H39ZM94 32H95V31H94ZM99 32H101V31H99ZM99 32H98V33H99ZM114 32H116V31H114ZM132 32H133V31H132ZM151 32H152V31H151ZM155 32H156V30H155ZM159 32H160V30H159ZM171 32H172V31H171ZM198 32H200V30H199ZM215 32H216V31H215ZM250 32H251V31H250ZM261 32H262V30H261ZM3 33H4V32H3ZM9 33H11V32H9ZM17 33H18V32H17ZM40 33H41V32H40ZM50 33H51V31H50ZM53 33H54V32H53ZM102 33H103V32H102ZM116 33H117V32H116ZM139 33H140V32H139ZM139 33H138V34H139ZM153 33H154V31H153ZM174 33H175V31H174ZM182 33H183V32H182ZM188 33H189V32H188ZM223 33H224V32H223ZM245 33H247V32H245ZM66 34H67V33H66ZM112 34H113V31H112ZM120 34H121V33H120ZM127 34H128V33H127ZM131 34H132V33H131ZM134 34H135V32H134ZM134 34H133V35H134ZM147 34H149V33H147ZM154 34H155V33H154ZM156 34H157V33H156ZM167 34H168V33H167ZM169 34H171V33L169 32ZM218 34H221V33H218ZM225 34H226V33H225ZM227 34H228V33H227ZM2 35H3V34H2ZM4 35H5V34H4ZM6 35H7V34H6ZM47 35H49V34L47 33ZM62 35H63V34H62ZM88 35H89V34H88ZM88 35H86V36L88 37ZM100 35H101V34H100ZM102 35H103V34H102ZM104 35H105V34H104ZM114 35H115V34H114ZM180 35H181V34H180ZM180 35H179V36H180ZM183 35H184V34H183ZM188 35H190V34H188ZM194 35H195V34H194ZM214 35H215V34H214ZM228 35H229V34H228ZM242 35H243V33H242ZM261 35H262V34H261ZM43 36H44V35H43ZM96 36H97V35H96ZM107 36H108V35H107ZM129 36H130V35H129ZM141 36H142V35H141ZM143 36H144V35H143ZM146 36H147V35H146ZM161 36H163V34H162ZM230 36H231V35H230ZM257 36H258V35H257ZM41 37H42V35H41ZM49 37H51V36H49ZM52 37H54V36H52ZM64 37H66V36H64ZM101 37H102V36H101ZM120 37H121V36H120ZM120 37H119V38H120ZM122 37H123V36H122ZM147 37H148V36H147ZM169 37H170V36H169ZM172 37H173V36H172ZM187 37H188V36H187ZM187 37L185 36V38H187ZM201 37H202V36H201ZM208 37H209V36H208ZM214 37H215V36H214ZM225 37H226V36H225ZM263 37H264V35H263ZM263 37H262V38H263ZM14 38H15V36H14ZM71 38H72V37H71ZM93 38H95V37H93ZM110 38H111V37H110ZM130 38H132V37H130ZM135 38H136V37H135ZM140 38H141V37H140ZM144 38H145V37H144ZM150 38H152V37H150ZM156 38H157V37H156ZM173 38H174V37H173ZM193 38H194V37H193ZM198 38H199V37H198ZM198 38H197V39H198ZM203 38H204V37H203ZM212 38H213V37H212ZM212 38H210L209 40L212 41V40H211ZM258 38H260V37H258ZM44 39H45V38H44ZM100 39H101V38H100ZM154 39H155V37H154ZM154 39H153V40H154ZM159 39H160V38H159ZM169 39H171V38H169ZM175 39H176V40H173V41H171V42H174V43H175V41H177L178 38H175ZM179 39H180V37H179ZM179 39H178V40H179ZM204 39H205V38H204ZM236 39H237V38H236ZM244 39H245V38H244ZM252 39H253V38H252ZM254 39H255V38H254ZM256 39H257V38H256ZM53 40H55V39H53ZM64 40H66V39H64ZM94 40H95V39H94ZM94 40H93V41H94ZM96 40H97V38H96ZM106 40H107V39H106ZM106 40H104V41H106ZM120 40H121V39H120ZM140 40H141V39H140ZM153 40H151V41H153ZM163 40H164V38L162 39V41H163ZM165 40H167V38H166ZM165 40H164V41H165ZM181 40H182V39H181ZM192 40H193V39H192ZM228 40H229V39H228ZM228 40H227V37H226V40H225V41H228ZM242 40H243V39H242ZM262 40H263V39H262ZM73 41H74V40H73ZM80 41H81V40H80ZM80 41H79V42H80ZM85 41H86V39H85ZM101 41H103V40L101 39ZM114 41H115V40H114ZM135 41H136V40H135ZM204 41H205V40H204ZM219 41H220V40H219ZM219 41H217V42H219ZM233 41H235V40H233ZM249 41H250V40H249ZM258 41H259V40H258ZM56 42H57V41H56ZM76 42H78V41H76ZM79 42H78V43H79ZM88 42H89V41H87V44H88ZM117 42H118V41H117ZM121 42H123V41H121ZM124 42H125V41H124ZM136 42H138V41H136ZM155 42H156V41H155ZM167 42H168V41H167ZM169 42H170V41H169ZM179 42H180V41H179ZM181 42H182V41H181ZM190 42H193V41H190ZM197 42H198V41H197ZM222 42H223V41H222ZM231 42H232V40H231ZM231 42H230V43H231ZM256 42H257V41H256ZM260 42H261V39H260ZM10 43H11V42H10ZM59 43H60V42H59ZM89 43H90V42H89ZM97 43H98V42H97ZM102 43H103V42H102ZM102 43H101V44H102ZM104 43H105V42H104ZM108 43H110V42H108ZM148 43H149V42H148ZM163 43H164V42H163ZM165 43H166V41H165ZM223 43H224V42H223ZM230 43H228V45H229ZM243 43H244V42H243ZM250 43H251V42H250ZM14 44H16V43H14ZM82 44H83V43H82ZM90 44H91V43H90ZM99 44H100V43H99ZM101 44H100V45H101ZM106 44H107V43H106ZM106 44H105V45H106ZM119 44H120V42H119ZM121 44H122V43H121ZM139 44H140V42H139ZM139 44H137V45H138V46H141V45H139ZM160 44H161V43H160ZM189 44H190V43H189ZM189 44H188V45H189ZM194 44H195V43H194ZM200 44H202V43L200 42ZM206 44H207V43H206ZM209 44H210V43H209ZM215 44H216V43H215ZM217 44H218V43H217ZM217 44H216V45H217ZM221 44H222V43H221ZM254 44H255V43H254ZM254 44H253V45H254ZM12 45H13V43H12ZM83 45H85V44H83ZM100 45H99V46H100ZM113 45H114V43H113ZM134 45H135V44H134ZM146 45L149 46L150 44H149V45L146 44ZM146 45H145V46H146ZM152 45H153V44H152ZM176 45H177V44H176ZM176 45H175V46H176ZM203 45H204V44H203ZM259 45H260V44H259ZM4 46H6V45H4ZM56 46H57V45H56ZM56 46H54V47L56 48ZM70 46H71V45H70ZM70 46H69V47H70ZM76 46H77V45H76ZM110 46H111V45H110ZM127 46H128V45H127ZM145 46H144V48H145ZM155 46H156V45H155ZM161 46H162V45H161ZM167 46H168V45H167ZM171 46H172V44H171ZM175 46H174V47H175ZM185 46H187V45H185ZM197 46H198V44H197ZM212 46H213V45H212ZM217 46H219V45H217ZM1 47H2V46H1ZM16 47H17V46H16ZM50 47H51V46H50ZM80 47H82V46H80ZM84 47H87V46H84ZM105 47H106V46H105ZM107 47H108V45H107ZM118 47H119V46H118ZM134 47H135V46H134ZM149 47H150V46H149ZM149 47H148V48H149ZM164 47H165V45H164ZM168 47H169V46H168ZM181 47H183V46H181ZM187 47H191V46H187ZM194 47H196V44H195ZM213 47H214V46H213ZM215 47H216V46H215ZM219 47H220V46H219ZM219 47H217V48H219ZM224 47H227V46H226V43H225V46H224ZM233 47H234V45H233ZM238 47H240V46H238ZM259 47H261V45H260ZM259 47H258V48H259ZM9 48H10V47H9ZM17 48H18V47H17ZM19 48H20V47H19ZM72 48H74V47H72ZM82 48H83V47H82ZM120 48H121V47H120ZM148 48H147V49H148ZM160 48H161V47H160ZM185 48H186V47H185ZM185 48H184V49H185ZM220 48H221V47H220ZM10 49H11V48H10ZM25 49H26V47H25ZM51 49H52V48H51ZM61 49H62V48H61ZM61 49H60V50H61ZM104 49H105V48H104ZM107 49H108V48H107ZM109 49H110V48H109ZM131 49H132V48H131ZM131 49H130V50H131ZM134 49H137V48H134ZM145 49H146V48H145ZM156 49H157V48H156ZM156 49H155V50H156ZM197 49H198V48H197ZM211 49H212V48H211ZM213 49H215V48H213ZM238 49H239V48H238ZM245 49H247V48H245ZM249 49H250V48H249ZM2 50H3V49H2ZM21 50H22V48H21ZM21 50H20V51H21ZM77 50H78V49H77ZM91 50H92V49H91ZM119 50H120V49H119ZM123 50H124V49H123ZM148 50H149V49H148ZM161 50H162V49H161ZM186 50H187V48H186ZM205 50H206V49H205ZM215 50H216V49H215ZM222 50H223V47H222ZM222 50H221V52H222ZM256 50H259V49H256ZM261 50H262V49H261ZM27 51H28V50H27ZM52 51H53V50H52ZM125 51H126V50H125ZM141 51H142V50H141ZM144 51H145V50H144ZM156 51H159V50H156ZM162 51H163V50H162ZM203 51H204V50H203ZM209 51H210V50H209ZM217 51L220 52L219 50H217ZM252 51H253V50H252ZM3 52H4V51H3ZM7 52H8V51H7ZM18 52H19V51H18ZM54 52H55V51H54ZM62 52H63V49H62ZM77 52H78V51H77ZM129 52H130V51H129ZM146 52H147V51H146ZM198 52H199V51H198ZM205 52H206V51H205ZM225 52H226V51H225ZM239 52H240V51H239ZM255 52H257V51H255ZM22 53H23V51H22ZM22 53H21V54H22ZM59 53H60V52H59ZM79 53H80V52H79ZM85 53H86V52H85ZM96 53H97V52H95V55H96ZM106 53H107V52H106ZM114 53H115V51H114ZM117 53L120 54L121 52H117ZM138 53H139V51H138ZM138 53H136V54H138ZM148 53H149V52H148ZM210 53H212V52L210 51ZM223 53H224V52H223ZM226 53L228 54V50H227ZM226 53H224V54H226ZM13 54H14V52H13ZM17 54H18V53H17ZM25 54H26V53H25ZM32 54H34V53H31V55H32ZM42 54H43V53H42ZM54 54H55V53H54ZM57 54H58V53H57ZM73 54H75V52H74ZM125 54H128V53L125 52ZM197 54H198V53H197ZM214 54H215V53H214ZM216 54H217V53H216ZM221 54H222V53H221ZM236 54H237V53H236ZM245 54H246V53H245ZM257 54H258V53H257ZM260 54H261V53H260ZM0 55H1V54H0ZM2 55H3V53H2ZM80 55H81V54H80ZM106 55H108V54H106ZM129 55H130V53H129ZM133 55H134V54H133ZM141 55H142V54H141ZM146 55H148V54H146ZM189 55H190V54H189ZM240 55H241V54H240ZM258 55H259V54H258ZM61 56H62V55H61ZM78 56H79V55H78ZM93 56H94V55H93ZM98 56H100V54H98ZM104 56H105V54H104ZM120 56H122V55H120ZM126 56H128V55H126ZM131 56H132V55H131ZM139 56H140V55H139ZM144 56H145V55H144ZM196 56H197V55H196ZM196 56H195V57H196ZM212 56H213V55H212ZM237 56H238V55H237ZM2 57H3V56H2ZM51 57H52V55H51ZM73 57H74V56H73ZM76 57H77V55H76ZM107 57H108V56H107ZM107 57H106V58H107ZM129 57H130V56H129ZM129 57H128V59H129ZM133 57H134V56H133ZM136 57H137V56H136ZM167 57H169V56H167ZM195 57H194V58H195ZM218 57H219V56H218ZM221 57H222V56H220L219 58H221ZM224 57H225V56H224ZM246 57H247V56H246ZM6 58H7V57H6ZM28 58H29V57H28ZM62 58H64V57H61V59H62ZM112 58H113V57H112ZM126 58H127V57H126ZM131 58H132V57H131ZM139 58H140V57H139ZM139 58L137 57L138 60H139ZM222 58H223V57H222ZM260 58H261V57H260ZM263 58H264V56H263ZM22 59H23V58H22ZM50 59H52V58H50ZM61 59H60V60H61ZM74 59H75V58H74ZM78 59H79V58H78ZM91 59H92V58H91ZM93 59L95 60V58H93ZM214 59L216 60V58H214ZM217 59H218V58H217ZM4 60H5V59H4ZM12 60H14V59H12ZM12 60H11V61H12ZM53 60H55V59H53ZM60 60H59V61H60ZM70 60H71V59H70ZM79 60H80V59H79ZM81 60H82V58H81ZM88 60H89V59H88ZM88 60H87V61H88ZM113 60H114V59H113ZM113 60L111 59V61H113ZM132 60H133V59H132ZM147 60H149V59L147 58ZM155 60H156V59H155ZM255 60H256V59H255ZM261 60H262V59H261ZM5 61H6V60H5ZM25 61H26V60H25ZM59 61H58V62H59ZM62 61H63V60H62ZM74 61H75V60H74ZM89 61H90V60H89ZM104 61H106V59H105ZM104 61H103V62H104ZM122 61H123V60H122ZM125 61H126V59H125ZM125 61H124V62H125ZM128 61H129V60H128ZM136 61H137V60H136ZM144 61H145V60H144ZM250 61H252V60H250ZM256 61H257V60H256ZM256 61H255V62H256ZM1 62H2V61H1ZM16 62H17V61H16ZM18 62H19V61H18ZM60 62H61V61H60ZM93 62H94V61H93ZM96 62H97V61H96ZM99 62H100V61H99ZM117 62H119V61H117ZM124 62H123V63H124ZM133 62H134V61H133ZM133 62H132V64H133ZM156 62H157V60H156ZM174 62H175V61H174ZM176 62H177V61H176ZM244 62H245V60H244ZM257 62H259V61H257ZM26 63H27V62H26ZM26 63H25V64H26ZM31 63H32V62H31ZM51 63H52V62H51ZM64 63H65V62H64ZM71 63H72V62H71ZM81 63H82V62H81ZM85 63H86V62H85ZM87 63H88V62H87ZM109 63H110V61H109ZM112 63H116V62L114 61V62H112ZM121 63H122V62H121ZM128 63H129V62H128ZM136 63H137V62H136ZM139 63H140V62H139ZM143 63H144V62H143ZM56 64H57V60H56ZM60 64H61V63H60ZM62 64H63V62H62ZM90 64H91V63H90ZM93 64H94V63H93ZM98 64H99V63H98ZM110 64H111V63H110ZM117 64H118V63H117ZM126 64H127V62H126ZM129 64H130V63H129ZM255 64H257V63H255ZM260 64H261V63H260ZM260 64H259V65H260ZM262 64H263V63H262ZM31 65H33V64H31ZM47 65H48V64H47ZM50 65H51V64H50ZM68 65H69V63H68ZM82 65H83V64H82ZM108 65H109V64H108ZM108 65H107V66H108ZM130 65H131V64H130ZM138 65H139V64H138ZM144 65H145V64H144ZM154 65H155V63H154ZM160 65H161V63H160ZM178 65H179V64H178ZM253 65H254V64H253ZM11 66H12V64H11ZM17 66H19V64H18ZM39 66H40V64H39ZM51 66H52V65H51ZM54 66H55V65H54ZM77 66H78V65H77ZM107 66H106V67H107ZM125 66H126V65H125ZM133 66H135V64H134ZM142 66H143V65H142ZM181 66H182V65H181ZM191 66H193V65H191ZM191 66H190V67H191ZM6 67H7V66H6ZM13 67H14V66H13ZM30 67H31V66H30ZM69 67H70V66H69ZM69 67H68V68H69ZM78 67H79V66H78ZM83 67H84V66H83ZM86 67H87V66H86ZM89 67H90V66H89ZM106 67H105V68H106ZM108 67H109V66H108ZM115 67H116V66H115ZM117 67H118V66H117ZM122 67H123V66H122ZM140 67H141V66H140ZM143 67H144V66H143ZM145 67H146V66H145ZM169 67H170V66H168V68H169ZM214 67H215V66H214ZM261 67L263 68V66H261ZM10 68H11V67H10ZM26 68H27V67H26ZM31 68H32V67H31ZM33 68H34V67H33ZM40 68H41V67H40ZM56 68H57V67H56ZM56 68H55V69H56ZM64 68H65V67H64ZM68 68H66V69H68ZM75 68H77V67H75ZM90 68H92V67H90ZM100 68H101V67H100ZM102 68H104V67H102ZM124 68H125V67H124ZM126 68H127V67H126ZM126 68H125V69H126ZM181 68H182V67H181ZM215 68H216V67H215ZM243 68H244V67H243ZM259 68H260V67L258 66V68H256V69H259ZM1 69H2V67H1ZM5 69H6V68H5ZM17 69H18V68H17ZM36 69H37V66H36ZM50 69H52V68L50 67ZM61 69H62V68H61ZM73 69H74V68H73ZM78 69H79V68H78ZM80 69H81V68H80ZM80 69H79V70H80ZM110 69H111V68H110ZM114 69H116V68H114ZM131 69H132V68H130V71H131ZM135 69L137 70L136 67L134 68V71H136ZM143 69H146V68H143ZM240 69H241V68H240ZM250 69H251V67H250ZM18 70H19V69H18ZM24 70H26V69H24ZM32 70H33V69H32ZM74 70H75V69H74ZM76 70H77V69H76ZM81 70H82V69H81ZM86 70H87V69H86ZM104 70H105V69H104ZM187 70H188V68H187ZM214 70H215V69H214ZM242 70H243V69H242ZM246 70H247V68H246ZM248 70H249V69H248ZM253 70H254V69H253ZM260 70H261V69H260ZM1 71H2V70H1ZM90 71H91V70H90ZM95 71H96V70H95ZM98 71H99V70H97L96 72H98ZM128 71H129V70H128ZM169 71H170V70H169ZM178 71H180V70L178 69ZM200 71H201V70H199V72H200ZM258 71H259V70H258ZM11 72H12V71H11ZM23 72H24V71H23ZM27 72H28V71L26 70V73H27ZM72 72H73V71H72ZM74 72H75V71H74ZM76 72H77V71H76ZM91 72L93 73V71H91ZM99 72H100V71H99ZM101 72H102V71H101ZM109 72H110V70H109ZM109 72H108V73H109ZM115 72H116V71H115ZM119 72H120V69H119ZM119 72H118V73H119ZM136 72H138V71H136ZM139 72H141V70H140ZM155 72L157 73L156 70H155ZM159 72H160V71H159ZM236 72H237V71H236ZM253 72H254V71H253ZM259 72H260V71H259ZM5 73H6V72H5ZM5 73H4V74H5ZM7 73H8V72H7ZM15 73H16V72H15ZM26 73H24V74H26ZM81 73H82V72H81ZM102 73H103V72H102ZM102 73H101V74H102ZM111 73H112V72H111ZM123 73H124V72H123ZM142 73H143V72H142ZM142 73H141V74H142ZM161 73L163 74L162 70H161ZM161 73H159V74H161ZM170 73H171V72H170ZM175 73H176V72H175ZM184 73H185V72H184ZM193 73H194V72H193ZM221 73H222V72H221ZM221 73H220V74H221ZM31 74H33V73H31ZM68 74H69V73H68ZM73 74H74V73H73ZM73 74H72V75H73ZM84 74H85V72H84ZM109 74H110V73H109ZM120 74H121V73H120ZM127 74H128V72H127ZM144 74H145V73H144ZM162 74H161V75H162ZM171 74H172V73H171ZM201 74L203 75L202 72H201ZM204 74H205V73H204ZM207 74H208V72H207ZM223 74H224V73H223ZM237 74H238V73H237ZM259 74H260V73H259ZM1 75H2V74H1ZM15 75H16V74H15ZM63 75H64V74H63ZM70 75H71V74H69V77H70ZM88 75H89V72H88ZM105 75H106V73H105ZM145 75H146V74H145ZM152 75H154V74H152ZM225 75H226V74H225ZM240 75H241V74H240ZM3 76H4V75H3ZM10 76H12V75H10ZM32 76H33V75H32ZM34 76H35V74H34ZM51 76H52V74H51ZM81 76H82V75H81ZM86 76H87V75H86ZM86 76H85V77H86ZM89 76H90V75H89ZM97 76H98V75H97ZM103 76H104V75H101V78H102ZM108 76H109V75H108ZM131 76H132V75H131ZM131 76H130V78H131ZM173 76H175V74H174ZM177 76H178V75H177ZM203 76H204V75H203ZM206 76H207V75H206ZM27 77H28V76H27ZM77 77H80V76H77ZM98 77H100V76H98ZM109 77H110V76H109ZM111 77H112V76H111ZM121 77H123V76H121ZM142 77H144V75H143ZM147 77H149V76H147ZM150 77H151V75H150ZM150 77H149V78H150ZM153 77H154V76H153ZM204 77H205V76H204ZM238 77H239V76H238ZM10 78H11V77H10ZM70 78H71V77H70ZM75 78H76V77H75ZM88 78H89V77H88ZM103 78H105V77H103ZM118 78H120V77L118 76L116 79L118 80ZM125 78H126V77H125ZM187 78H188V77H187ZM221 78H222V77H221ZM231 78H232V76H231ZM234 78H236V77H234ZM234 78H233V79H234ZM239 78H240V77H239ZM257 78H258V77H257ZM262 78H263V77H262ZM262 78H261V79H262ZM23 79H24V78H23ZM32 79H33V78H31V80H32ZM56 79H57V78H56ZM73 79H74V78H73ZM73 79H72V80H73ZM97 79H98V78H97ZM105 79H106V78H105ZM105 79H104V80H105ZM134 79H136V78H134ZM141 79H142V78H141ZM155 79H156V78H155ZM185 79H186V78H185ZM218 79H219V78H218ZM227 79H228V78H227ZM251 79H252V78H251ZM251 79H249V80H251ZM11 80H12V79H11ZM24 80H25V79H24ZM53 80H55V79H53ZM69 80H70V79H69ZM93 80H94V79H93ZM104 80H102V82H103ZM108 80H109V79H108ZM113 80H115V79H113ZM139 80H140V79H139ZM142 80H143V79H142ZM144 80H145V78H144ZM152 80H153V79H152ZM159 80H160V79H159ZM173 80H174V79H173ZM193 80H194V79H193ZM257 80H258V79H257ZM12 81H13V80H12ZM29 81H30V80H29ZM32 81H33V80H32ZM62 81H63V80H62ZM83 81H84V80H83ZM98 81H101V79L98 80ZM126 81H127V80H126ZM128 81H130V80H128ZM131 81H132V78H131ZM133 81H134V80H133ZM186 81H187V80H186ZM189 81H190V80H189ZM246 81H247V80H246ZM252 81H253V80H252ZM3 82H4V81H3ZM13 82H14V81H13ZM104 82H105V81H104ZM104 82H103V84H104ZM113 82H114V81H113ZM161 82H162V81H161ZM173 82H174V81H173ZM229 82H230V80H229ZM231 82H232V80H231ZM108 83H109V81H108ZM108 83H107V84H108ZM125 83H126V82H125ZM129 83H130V82H129ZM131 83H132V82H131ZM134 83H135V82H134ZM134 83H133V84H134ZM150 83H151V82H150ZM153 83H154V82H153ZM159 83H160V82H159ZM210 83H212V82H210ZM232 83H233V82H232ZM243 83H244V82H243ZM260 83H261V82H260ZM1 84H2V82H1ZM5 84H6V83H5ZM5 84H4V85H5ZM33 84H34V83H33ZM57 84H59V83H57ZM63 84H64V83H63ZM69 84H70V82H69ZM107 84H106V85H107ZM110 84H111V83H110ZM112 84H114V83H112ZM133 84H132V85L130 84V85L133 86ZM147 84H148V83H147ZM151 84H152V83H151ZM185 84H186V83H185ZM190 84H191V83H190ZM193 84H194V83H193ZM249 84H253V83H250V82H249ZM122 85H123V84H122ZM139 85H140V84H139ZM153 85H154V84H153ZM156 85H157V84H156ZM208 85H210V84H208ZM208 85H207V86H208ZM222 85H224V83H223ZM242 85H243V84H242ZM246 85H247V83H246ZM6 86H7V85H6ZM30 86H32V85H30ZM57 86H58V85H57ZM158 86H159V85H158ZM204 86H205V85H204ZM210 86H211V85H210ZM210 86H208V87L210 88ZM217 86H218V85H217ZM239 86H240V84H239ZM251 86H252V85H250L249 87L251 88ZM255 86L257 87V85H255ZM255 86H254V87H255ZM0 87H1V86H0ZM3 87H4V86H3ZM8 87H9V86H8ZM23 87H25V86H23ZM33 87L35 88V86H33ZM36 87H37V86H36ZM66 87H67V86H66ZM77 87H78V86H77ZM77 87H76V88H77ZM137 87H138V86H137ZM185 87H187V85H186ZM191 87H192V84H191ZM245 87H246V86H245ZM12 88H13V87H12ZM27 88H28V87H27ZM123 88H124V87H123ZM125 88H127V87H125ZM131 88H132V87H131ZM138 88H139V87H138ZM149 88H150V86H149ZM153 88H154V87H153ZM153 88H152V89H153ZM157 88H158V87H157ZM171 88H172V87H171ZM189 88H190V86H189ZM252 88H253V87H252ZM1 89H2V88H1ZM21 89H22V88H21ZM67 89H69V88H67ZM77 89H78V88H77ZM119 89H120V88H119ZM119 89H118V90H119ZM150 89H151V88H150ZM172 89H173V88H172ZM222 89H223V88H222ZM248 89H249V88H248ZM15 90H16V88H15ZM22 90H23V89H22ZM34 90H36V89H34ZM65 90H66V89H65ZM73 90H76V89H73ZM73 90H72V91H73ZM121 90H122V89H121ZM158 90H159V89H158ZM158 90H157V91H158ZM164 90H165V89H164ZM187 90H188V89H186L185 91H187ZM194 90H195V89H194ZM244 90L246 91V89H244ZM255 90H256V89H255ZM0 91H1V90H0ZM2 91H3V90H2ZM4 91H5V90H4ZM7 91H8V90H7ZM7 91H6V94H9V93L11 92V91H10V92L7 93ZM29 91H30V90H29ZM99 91H100V90H99ZM123 91H124V89H123ZM123 91H122L121 93H123ZM127 91H128V90H127ZM138 91H139V90H138ZM150 91H151V90H150ZM150 91H149V92H150ZM159 91H160V90H159ZM162 91H163V90H162ZM162 91H161V92H162ZM189 91H190V90H189ZM215 91H216V90H215ZM20 92H21V91H20ZM24 92H25V90H24ZM24 92H23V93H24ZM32 92H33V91H32ZM35 92H37V91H35ZM35 92H34V93H35ZM54 92H56V91H54ZM62 92H63V91H62ZM83 92H84V91H83ZM100 92H101V91H100ZM109 92H110V90H109ZM154 92H155V91H154ZM164 92H165V91H164ZM206 92H207V91H206ZM232 92H233V91H232ZM242 92H243V90H242ZM254 92H255V91H254ZM259 92H260V91H259ZM17 93H18V92H17ZM30 93H31V91H30ZM38 93H39V92H38ZM56 93H57V92H56ZM64 93H65V91H64ZM70 93H71V92H70ZM72 93H73V92H72ZM72 93H71V94H72ZM104 93H107V92H104ZM113 93L115 94V92H113ZM128 93H129V92H128ZM155 93H156V92H155ZM209 93H210V92H209ZM213 93H214V92H213ZM226 93H227V92H226ZM257 93H258V92H257ZM3 94H4V93H3ZM15 94H16V93H15ZM35 94H37V93H35ZM68 94H69V93H68ZM75 94H76V93H75ZM77 94L79 95V93H77ZM87 94H88V93H87ZM117 94H119V93H117ZM130 94H131V92H130ZM151 94H152V93H151ZM157 94H158V93H157ZM157 94H156V95H157ZM160 94H161V93H160ZM187 94H188V93H187ZM229 94H230V93H229ZM255 94H256V93H255ZM260 94H261V93H260ZM10 95H11V94H10ZM22 95H23V94H22ZM22 95H21V96H22ZM105 95H106V94H105ZM121 95H122V94H121ZM125 95H126V93H125ZM141 95H142V94H141ZM177 95H178V94H177ZM199 95H200V94H199ZM203 95H204V94H203ZM227 95H228V94H227ZM231 95H232V94H231ZM235 95L238 96L237 94H235ZM251 95H252V94H251ZM256 95H257V94H256ZM0 96H1V95H0ZM18 96H19V95H18ZM18 96H17V97H18ZM64 96H65V95H64ZM69 96H70V95H69ZM80 96H81V95H80ZM146 96H147V95H146ZM152 96H153V95H152ZM154 96H155V95H154ZM159 96H160V95H159ZM162 96H163V95H162ZM201 96H202V95H201ZM205 96H206V95H204V97H205ZM7 97H8V96H7ZM10 97H13V95L10 96ZM27 97H28V96H27ZM36 97H37V96H36ZM65 97H66V96H65ZM86 97H87V96H86ZM86 97L84 98L85 100H86ZM95 97H96V96H95ZM114 97H115V95H114ZM140 97H142V96H140ZM150 97H151V96H150ZM198 97H199V96H198ZM228 97H229V96H228ZM233 97H234V96H233ZM78 98H79V96H78ZM103 98H104V97H103ZM105 98H106V97H105ZM109 98H110V97H109ZM120 98H121V97H120ZM122 98H123V97H122ZM129 98H131V97H129ZM152 98H154V97H152ZM159 98H161V96H160ZM192 98H193V97H192ZM200 98H201V97H200ZM200 98H199V99H200ZM205 98H206V97H205ZM209 98L211 99V96H210ZM236 98H237V97H236ZM238 98H239V97H238ZM21 99H22V97H21ZM21 99H20V100H21ZM37 99H38V98H37ZM111 99H112V97H111ZM115 99H116V98H115ZM117 99H119V98H117ZM135 99H136V98H135ZM145 99H146V101H147V98H146V97H145ZM145 99H142V100H145ZM26 100H27V99H26ZM33 100H34V99H33ZM87 100L89 101V98H88ZM105 100H106V99H105ZM105 100H104V102L107 101V100H106V101H105ZM121 100H122V99H121ZM130 100H131V99H130ZM130 100H128V101H130ZM132 100H133V99H132ZM197 100H198V99H197ZM227 100H228V99H227ZM231 100H232V99H231ZM231 100H230V102H232ZM234 100H235V99H234ZM238 100H239V99H238ZM12 101H13V100H12ZM17 101H18V100H17ZM60 101H61V100H60ZM88 101H87V102H88ZM98 101H99V100H98ZM109 101H110V100H109ZM126 101H127V100H126ZM128 101H127V102H128ZM137 101H138V100H137ZM191 101H192V100H191ZM212 101H213V100H212ZM225 101H226V100H225ZM26 102H27V101H26ZM64 102H65V100H64ZM84 102H85V101H84ZM90 102H91V100H90ZM107 102H108V101H107ZM107 102H106V104L109 103V102H108V103H107ZM197 102H199V101H197ZM222 102H223V101H222ZM252 102H253V100H252ZM258 102H259V101H258ZM263 102H264V101H263ZM11 103H12V102H11ZM35 103H36V102H35ZM85 103H86V102H85ZM85 103H84V104H85ZM97 103H98V102H97ZM101 103H103V102H101ZM115 103H116V102H115ZM119 103H120V102H119ZM122 103H123V101H122ZM128 103H129V102H128ZM128 103H127V104H128ZM132 103H133V102H132ZM158 103H159V102H158ZM158 103L156 104L157 107H158ZM185 103H186V102H185ZM200 103H201V102H200ZM214 103H215V102H214ZM235 103H236V102H235ZM15 104H16V103H15ZM28 104H29V103H28ZM36 104H37V103H36ZM36 104H35V105H36ZM57 104H58V103H57ZM57 104H56V105H57ZM67 104H68V103H67ZM70 104H71V103H70ZM72 104H74V103L72 102ZM117 104H118V103H117ZM133 104H134V103H133ZM215 104H216V103H215ZM75 105H76V104H75ZM92 105H93V104H92ZM99 105H100V104H99ZM111 105H112V103H111ZM111 105H110V106H111ZM121 105H122V104H121ZM125 105H126V104H125ZM125 105H124L123 107H126ZM131 105H132V104H131ZM146 105H147V104H146ZM149 105H150V104H149ZM149 105H148V106H149ZM187 105H188V104H187ZM201 105H202V104H201ZM208 105H209V104H208ZM260 105H261V104H260ZM260 105L258 104V106H260ZM8 106H9V105H8ZM32 106H33V105H32ZM95 106H96V105H95ZM95 106H94V107H95ZM129 106H130V105H129ZM162 106H163V104H162ZM236 106H237V105H236ZM240 106H241V105H240ZM248 106H250V104H249ZM5 107L7 108V106H5ZM5 107H4V108H5ZM16 107H17V106H16ZM66 107H67V106H66ZM75 107H76V106H75ZM84 107H85V106H84ZM99 107H100V106H99ZM101 107H102V106H101ZM106 107H107V106H106ZM121 107H122V106H121ZM134 107H135V106H134ZM153 107H154V105H153ZM153 107H152V108H153ZM187 107H188V106H187ZM199 107H200V106H199ZM204 107H205V106H204ZM216 107H217V106H216ZM63 108H64V107H63ZM80 108H81V107H80ZM80 108H79V109H80ZM92 108H93V107H91V109H92ZM108 108H109V107H108ZM111 108H112V107H111ZM119 108H120V104H119ZM135 108H136V107H135ZM143 108H144V107H143ZM201 108H202V107H201ZM201 108L198 109V110L201 111ZM7 109H8V108H7ZM19 109H20V108H19ZM86 109H87V107H86ZM89 109H90V108H88L87 110H89ZM105 109H106V108H105ZM105 109H104V110H105ZM116 109H117V108H116ZM140 109H141V107H140ZM146 109H147V108H146ZM146 109H145V110H146ZM159 109H160V108H159ZM205 109H206V108H205ZM234 109H235V108H234ZM234 109H233V110H234ZM238 109H239V108H238ZM251 109H252V108H251ZM260 109H261V108H260ZM14 110H15V109H14ZM26 110H27V109H26ZM31 110L33 111V109H30V111H31ZM82 110H83V109H82ZM104 110H102V111H104ZM106 110H107V109H106ZM106 110H105V111H106ZM111 110L113 111V109H111ZM153 110H154V109H153ZM156 110H157V109H156ZM156 110H155V111H156ZM188 110H189V109H188ZM202 110H203V109H202ZM206 110H207V109H206ZM229 110H230V109H229ZM231 110H232V109H231ZM247 110H248V109H247ZM253 110H254V109H253ZM263 110H264V109H263ZM18 111H19V110H18ZM30 111H29V112H30ZM34 111H35V110H34ZM57 111H58V109H57ZM64 111H65V110H64ZM64 111L62 110V108L60 109V112H61V113H63ZM70 111H71V110H70ZM76 111H77V110H76ZM89 111H91V110H89ZM137 111H138V110H137ZM141 111H142V110H141ZM160 111H161V110H160ZM207 111H208V110H207ZM234 111H235V113H236L238 110H237V111L234 110ZM250 111H251V110H250ZM255 111H257V110H255ZM24 112H25V111H24ZM36 112H37V111H36ZM39 112H40V111H39ZM71 112H72V111H71ZM87 112H88V111H87ZM99 112H101V110H100ZM119 112H120V110H118V112H117L118 115H119ZM139 112H140V111H139ZM139 112H138V113H139ZM144 112H145V111H144ZM152 112H153V111H152ZM152 112H151V113H152ZM157 112H158V110H157ZM229 112H231V111H229ZM245 112H246V111H245ZM261 112H262V111H261ZM19 113H20V112H18V114H19ZM26 113H27V112H26ZM31 113H32V112H31ZM37 113H38V112H37ZM84 113H85V112H84ZM109 113H110V111H109ZM113 113H114V112H113ZM113 113H112V114H113ZM142 113H143V112H142ZM149 113H150V112H149ZM149 113H148V114H149ZM153 113H154V112H153ZM159 113H160V112H159ZM163 113H164V112H163ZM223 113H224V112H223ZM226 113H227V112H226ZM254 113H255V112H254ZM14 114H15V113H14ZM20 114H21V113H20ZM20 114H19V115H20ZM34 114H35V113H34ZM38 114H39V113H38ZM67 114H68V113H67ZM123 114H124V113H123ZM133 114H135V113H133ZM139 114H140V113H139ZM139 114H138V115H139ZM143 114H144V113H143ZM12 115H13V114H12ZM77 115H78V114H77ZM85 115H86V113H85ZM88 115H89V114H88ZM91 115H92V114H90V116H91ZM103 115H105V114H103ZM106 115H108V114H106ZM113 115H114V114H113ZM113 115H112V116H113ZM115 115H116V114H115ZM152 115H153V114H152ZM161 115H162V114H161ZM10 116H11V115H10ZM24 116H25V115H24ZM37 116H38V115H37ZM66 116H67V115H66ZM82 116H83V115H82ZM82 116H81V117H82ZM94 116H95V115H94ZM94 116H93V117H94ZM97 116H98V115H97ZM97 116H96V117H97ZM120 116H121V115H120ZM150 116H151V115H150ZM154 116H155V115H154ZM154 116H153V117H154ZM157 116H158V115H157ZM159 116H160V115H159ZM258 116H259V118H260V115H259V114L257 115V118H258ZM16 117H17V116H16ZM21 117H22V116L20 115V118H21ZM29 117H30V116H29ZM38 117H39V116H38ZM62 117H63V116H62ZM62 117H61V118H62ZM73 117H74V115H73ZM76 117H78V116H76ZM85 117H86V116H85ZM91 117H92V116H91ZM98 117H99V116H98ZM104 117H105V116H104ZM122 117H123V116H122ZM125 117H126V115H125ZM142 117H143V115H142ZM196 117H197V116H196ZM22 118H23V117H22ZM64 118H65V117H64ZM71 118H72V117H71ZM86 118L88 119V117H86ZM116 118H117V117H116ZM116 118H115V119H116ZM130 118H131V116H130ZM135 118H136V117H135ZM154 118H155V117H154ZM158 118H159V117H158ZM263 118H264V117H263ZM5 119H6V118H5ZM5 119H4V120H5ZM28 119L30 120L31 117L28 118ZM28 119H27V120H28ZM103 119H104V118H103ZM119 119H120V118H119ZM121 119H122V118H121ZM155 119H156V118H155ZM251 119H252V118H251ZM1 120H2V117H1ZM1 120H0V121H1ZM9 120H10V119H9ZM9 120H8V122H9ZM15 120H16V119H15ZM31 120H32V119H31ZM40 120H41V122H42V119H39V121H40ZM68 120H69V119H68ZM71 120H73V119H71ZM74 120H75V119H74ZM93 120L95 121L94 118H93ZM135 120H137V119H135ZM140 120H142V119L140 118ZM143 120H145V119H143ZM164 120H165V119H164ZM252 120H253V119H252ZM257 120H259V119H257ZM262 120H263V119H262ZM10 121H12V120H10ZM46 121H47V120H46ZM80 121H81V119H80ZM80 121H79V122H80ZM98 121H99V120H97V122H98ZM104 121H105V120H103V122H104ZM115 121H116V120H115ZM123 121H124V120H123ZM123 121H122V122H123ZM197 121H198V120H197ZM263 121H264V120H263ZM263 121H262V123H263ZM16 122H17V121H16ZM16 122H15V123H16ZM108 122L110 123L111 121H108ZM113 122H114V120H113ZM118 122H119V121H118ZM131 122H132V121H131ZM139 122H140V121H139ZM145 122H146V121H145ZM198 122H199V121H198ZM6 123H7V121H6ZM10 123H11V122H10ZM59 123H60V122H59ZM64 123H65V122H64ZM71 123H72V121H71ZM119 123H120V122H119ZM128 123H129V122H128ZM142 123L144 124V122H142ZM12 124H13V123H12ZM28 124H29V123H28ZM45 124H46V123H45ZM65 124H66V123H65ZM90 124H91V123H90ZM97 124H98V123H97ZM100 124H101V123H100ZM104 124H105V122H104ZM115 124H117V123H115ZM130 124H132V123H130ZM135 124H136V122H135ZM135 124H134V125H135ZM153 124H155V122H154ZM166 124H167V123H166ZM166 124H164V125H166ZM240 124H242V120L240 121ZM38 125H39V124H38ZM38 125H37V126H38ZM55 125H56V124H55ZM61 125H63L62 122H61ZM71 125H72V124H71ZM95 125H96V124H95ZM101 125H102V124H101ZM137 125H139V124H137ZM17 126H18V124H17ZM31 126H34V125L31 124ZM37 126H36V127H37ZM72 126H73V125H72ZM90 126H91V127H94V125H93V126L90 125ZM96 126H97V125H96ZM106 126H107V125H106ZM121 126H122V125H121ZM124 126H125V125H124ZM126 126H127V125H126ZM151 126H152V125H151ZM1 127H2V126H1ZM3 127H4V126H3ZM8 127H9V125H8ZM21 127H22V126H21ZM23 127H24V126H23ZM34 127H35V126H34ZM41 127H42V126H41ZM77 127H78V126H77ZM81 127H82V125H81ZM88 127H89V126H88ZM116 127H117V125H116ZM116 127H115V128H116ZM137 127H138V126H137ZM137 127H136V128H137ZM142 127H143V126H142ZM145 127H146V126H145ZM161 127H162V126H161ZM9 128H10V127H9ZM12 128H13V127H12ZM19 128H20V127H19ZM24 128H25V127H24ZM32 128H33V127H32ZM46 128H47V126H46ZM55 128H56V127H55ZM85 128H87V127H85ZM85 128H84V129H85ZM99 128H100V127H99ZM104 128H105V126H104ZM108 128H109V127H108ZM110 128H112V127H110ZM113 128H114V127H113ZM125 128H126V127H125ZM130 128H131V127H130ZM136 128H135V129H136ZM143 128H144V127H143ZM150 128L154 129L153 126L150 127ZM150 128H148V130H149ZM162 128H163V127H162ZM261 128H262V127H261ZM26 129H27V128H26ZM34 129H35V128H33V130H34ZM71 129H72V128H71ZM118 129H119V127H118ZM1 130H2V129H1ZM8 130H9V129H7V131H8ZM13 130H14V129H13ZM58 130H59V129H58ZM88 130H89V129H88ZM100 130H101V129H100ZM122 130H123V129H122ZM132 130H134V129H132ZM142 130H143V129H142ZM148 130H147V131H148ZM261 130H262V129H261ZM5 131H6V129H5ZM27 131H28V129H27ZM27 131H26V132H27ZM35 131H36V130H35ZM39 131H40V130H39ZM41 131H42V130H41ZM60 131H61V130H60ZM65 131H66V130H65ZM71 131H72V130H71ZM102 131H103V130H102ZM108 131H109V129H108ZM145 131H146V130H145ZM152 131H153V130H151V131L149 130V133L152 132ZM2 132H3V131H2ZM23 132H24V131H23ZM28 132H29V131H28ZM56 132H57V131H56ZM68 132H69V131H68ZM68 132H66V133H68ZM85 132H86V131H85ZM99 132H100V131H99ZM116 132H117V130H116ZM119 132H120V131H119ZM122 132H123V131H122ZM122 132H121L120 134H122ZM126 132H127V131H126ZM130 132H132V131H130ZM135 132H136V130H135ZM263 132H264V131H263ZM9 133H10V132H9ZM9 133H7V134H9ZM63 133H64V132H63ZM66 133H65V134H66ZM96 133H98V132H96ZM110 133H111V132H110ZM136 133H137V132H136ZM143 133H144V132H143ZM17 134H18V133H17ZM17 134L15 133V135H17ZM36 134H37V133H36ZM38 134H39V133H38ZM38 134H37V135H38ZM86 134H87V133H86ZM106 134H107V133H106ZM144 134H145V133H144ZM147 134H148V133H147ZM165 134H166V133H165ZM261 134H262V131H261ZM263 134H264V133H263ZM55 135H56V134H55ZM62 135H63V134H62ZM62 135H61V136H62ZM93 135H94V134H93ZM135 135H136V134H135ZM137 135H138V134H137ZM140 135H141V134H140ZM150 135H151V134H150ZM158 135H159V134H158ZM2 136H3V134H2ZM18 136H19V135H18ZM26 136H27V135H26ZM64 136H65V135H64ZM69 136H70V135H69ZM71 136H72V135H71ZM71 136H70V137H71ZM74 136H75V135H74ZM85 136H86V135H85ZM87 136H88V135H87ZM112 136H113V135H112ZM120 136L122 137V135H120ZM128 136H129V135H128ZM146 136H147V135H146ZM164 136H165V135H164ZM3 137H4V136H3ZM16 137H17V136H16ZM58 137H59V136H58ZM66 137H67V136H66ZM75 137H76V136H75ZM90 137H93V136H89V138H90ZM96 137H97V136H96ZM121 137H120V138H121ZM130 137H131V136H130ZM132 137H133V135H132ZM136 137H137V136H136ZM141 137H142V136H141ZM193 137H196V134L192 133L190 138L192 139ZM218 137H219V136H218ZM222 137H223V136H222ZM5 138H6V137H5ZM14 138H15V137H14ZM64 138H65V137H64ZM64 138H62V139L64 140ZM85 138H86V137H84V140H85ZM122 138H123V137H122ZM128 138H129V137H128ZM12 139H13V138H12ZM37 139H38V138H37ZM58 139H59V138H58ZM70 139H71V138H70ZM74 139H75V138H74ZM74 139H72V141H73ZM87 139H88V138H87ZM91 139H92V138H91ZM105 139H106V138H105ZM110 139H111V138H110ZM162 139H163V138H162ZM7 140H9V139H7ZM13 140H14V139H13ZM19 140H21V139H19ZM56 140H57V139H56ZM84 140H83V141H84ZM89 140H90V139H89ZM106 140H109V139H106ZM125 140H126V139H125ZM128 140H129V139H128ZM133 140H134V139H133ZM136 140H137V139H136ZM153 140H154V139H153ZM157 140H158V139H157ZM196 140H197V139H196ZM196 140H195V141H194V140H193V141L190 140V142H189L188 145H189V146L195 145V146L197 147L196 149L199 150L198 147H199V145H200V141H199V140L196 141ZM5 141H6V140H5ZM10 141H11V140H10ZM17 141H18V138H17ZM37 141H38V140H37ZM68 141H69V140H68ZM97 141H98V140H97ZM99 141H100V140H99ZM140 141H141V139H140ZM144 141H145V140H144ZM144 141H143V142H144ZM163 141H164V140H163ZM15 142H16V141H14V143H15ZM54 142H55V140H54ZM56 142H58V141H56ZM70 142H71V141H70ZM73 142H74V141H73ZM76 142L78 143V141H76ZM110 142H112V141H110ZM124 142H125V141H124ZM147 142H148V141H147ZM147 142H146V143H147ZM152 142H155V141H152ZM3 143H4V142H3ZM21 143H22V142H21ZM59 143H61L60 140H59ZM83 143H84V142H83ZM118 143H119V142H118ZM126 143H128V141H126ZM139 143H140V142H139ZM157 143H158V142H157ZM157 143H154V144H157ZM160 143H161V142H160ZM255 143H256V142H255ZM18 144H19V143H18ZM35 144H36V143H35ZM54 144H55V143H54ZM71 144H72V142L70 143V145H71ZM134 144H135V143H134ZM162 144H163V143H162ZM208 144H209V143H208ZM10 145H11V144H10ZM10 145H9V146H10ZM15 145H16V143L14 144V147H15ZM19 145H20V144H19ZM31 145H32V144H31ZM61 145L64 146L63 144H61ZM61 145H60V147H61ZM72 145H73V144H72ZM111 145H112V144H111ZM114 145H115V144H114ZM143 145H144V143H143ZM146 145H147V144H146ZM149 145H150V144H149ZM186 145H187V144H186ZM33 146H34V145H33ZM54 146H57V144H55ZM58 146H59V144H58ZM84 146H85V145H84ZM100 146H101V144H100ZM108 146H109V145H108ZM122 146H123V145H122ZM122 146H120V147H122ZM130 146H131V145H130ZM152 146H153V145H152ZM178 146H179V145H178ZM195 146H194V147H195ZM6 147H7V146H6ZM6 147L4 146V148H6ZM30 147H31V146H30ZM66 147H68V146H66ZM73 147H74V146H73ZM76 147H77V146H76ZM85 147H87V146H85ZM112 147H113V145H112ZM147 147L149 148V146H147ZM155 147H156V146H155ZM187 147H188V146H187ZM10 148H11V147H10ZM19 148H20V147H19ZM21 148H22V147H21ZM34 148H35V147H34ZM55 148H58V147H55ZM55 148H54V149H55ZM80 148H81V147H80ZM101 148H102V147H101ZM124 148L126 149V146H125ZM130 148H131V147H130ZM135 148H136V146H135ZM137 148H138V147H137ZM2 149H3V148H2ZM7 149H8V148H7ZM15 149H16V148H15ZM17 149H18V147H17ZM35 149H36V148H35ZM64 149H66L65 146H64ZM67 149H68V148H67ZM105 149H106V148H104V150H105ZM117 149H119V148H117ZM154 149H155V148H154ZM161 149H162V146H161ZM187 149H188V148H187ZM11 150H12V149H11ZM26 150H27V149H26ZM31 150H32V149H31ZM37 150H38V149H36V151H37ZM61 150H62V148H61ZM71 150H72V148H71ZM78 150H79V149H78ZM121 150H122V148H121ZM126 150H127V149H126ZM132 150H133V149H132ZM138 150H139V149H138ZM145 150H146V149H145ZM163 150H164V149H163ZM5 151H6V150H5ZM9 151H10V149H9ZM9 151H7V152H9ZM34 151H35V150H34ZM54 151H55V150H54ZM56 151H57V150H56ZM59 151H60V150H58V152H59ZM65 151H66V150H65ZM82 151H83V150H82ZM130 151H131V150H130ZM135 151H136V150H135ZM150 151H151V150H150ZM153 151H154V150H153ZM21 152H22V151H21ZM30 152H31V151H30ZM58 152H56V153H58ZM78 152H79V151H78ZM113 152H114V151H113ZM113 152L111 151V153H113ZM124 152H125V150H124ZM139 152H140V151H139ZM147 152H148V151H147ZM156 152H158V151H156ZM156 152H155V153H156ZM163 152L165 153V151H163ZM10 153H11V152H10ZM17 153H18V152H17ZM23 153H24V152H23ZM33 153H34V152H33ZM33 153H32V155H33ZM37 153H38V152H37ZM37 153H36V154H37ZM63 153H64V150H63ZM67 153H69V152H67ZM70 153L73 154L72 152H70ZM85 153H86V152H85ZM127 153H129V152H127ZM137 153H138V152H137ZM137 153H136V154H137ZM15 154H16V152H15ZM24 154H25V153H24ZM61 154H62V153H61ZM78 154H79V153H78ZM119 154H120V153H119ZM123 154H124V153H123ZM123 154H122V156H123ZM149 154H151V152H150ZM152 154L154 155V152H153ZM156 154H157V153H156ZM189 154H190V153H189ZM209 154H213L211 150L209 151ZM13 155H14V154H13ZM16 155H17V154H16ZM29 155H30V154H29ZM64 155H65V153H64ZM73 155H74V154H73ZM88 155H89V154H88ZM128 155H129V154H128ZM132 155H133V154H132ZM187 155H188V151L184 152V154H182V156L179 157V164H180L181 167H179V166H178V167L181 168V171L183 170L185 173H187V172L189 171V165H188V162H187V160H186ZM2 156H3V155H2ZM10 156L12 157L11 154H10ZM10 156H9V157H10ZM59 156H60V154H59ZM76 156H77V155H76ZM76 156H75V157H76ZM78 156H79V155H78ZM110 156H111V155H110ZM110 156H109V157H110ZM114 156H115V154H114ZM116 156H117V153H116ZM137 156H138V155H137ZM6 157H7V156H6ZM63 157H64V156H63ZM66 157H67V156H66ZM87 157H88V156H87ZM103 157H104V156H103ZM119 157H121V156H119ZM134 157H135V156H134ZM138 157H139V156H138ZM0 158H2V157H0ZM71 158H72V157H71ZM76 158H77V157H76ZM76 158H74V160H75ZM104 158H105V157H104ZM104 158H103V159H104ZM126 158H127V157H126ZM135 158H136V157H135ZM187 158H188V157H187ZM2 159H3V158H2ZM5 159H6V158H5ZM65 159H66V158H65ZM65 159H64V160H65ZM86 159H87V158H85V160H86ZM88 159H90V158H88ZM97 159H100V161H101V158H97ZM106 159H107V158H106ZM106 159H104V160H106ZM129 159H131V158H129ZM176 159H177V158H176ZM8 160H9V159H8ZM8 160H7V161H8ZM80 160H81V159H80ZM91 160H92V159H91ZM113 160H114V159H113ZM116 160H117V158H116ZM121 160H122V159H121ZM131 160H132V159H131ZM135 160H136V159H135ZM139 160H140V157H139ZM151 160H153V159H151ZM177 160H178V159H177ZM177 160H176V161H177ZM77 161H78V160H77ZM114 161H115V160H114ZM126 161H127V160H126ZM145 161H146V160H145ZM155 161H157V160H155ZM162 161H163V158H162ZM205 161H206V160H205ZM208 161H209V160H208ZM84 162H85V161H84ZM97 162H98V160H97ZM121 162H122V161H121ZM132 162H133V161H132ZM151 162H152V161H151ZM4 163H6V162H4ZM76 163H77V162H76ZM87 163H88V162H87ZM87 163H86V164H87ZM115 163L117 164V162H115ZM118 163H119V162H118ZM147 163H149V162H147ZM162 163H163V162H162ZM175 163H176V162H175ZM7 164H8V163H7ZM7 164H6V165H7ZM17 164H18V163H17ZM74 164H75V163H74ZM84 164H85V163H84ZM100 164L103 165V163H100ZM107 164H108V163H107ZM110 164H112V163H110ZM131 164H132V163H131ZM134 164H135V163H134ZM156 164H157V163H156ZM262 164H263V163H262ZM87 165H88V164H87ZM95 165H96V164H95ZM104 165H105V163H104ZM112 165H114V163H113ZM145 165H146V164H145ZM147 165H148V164H147ZM176 165H178V164H176ZM7 166H8V165H7ZM16 166H17V165H16ZM76 166H77V165H76ZM114 166H115V165H114ZM122 166H124V165H122ZM128 166H130V165H128ZM151 166H153V165H151ZM151 166H150V167H151ZM87 167H88V166H87ZM101 167H102V166H101ZM104 167H105V166H104ZM136 167H139V165L136 166ZM163 167H164V166H163ZM190 167H191V166H190ZM113 168H114V167H113ZM120 168H121V167H120ZM122 168H123V167H122ZM3 169H4V168H3ZM5 169H6V168H5ZM29 169H30V168H29ZM78 169H79V168H78ZM83 169H84V167H83ZM83 169H82V170H83ZM86 169H87V168H86ZM103 169H104V168H103ZM107 169H108V168H107ZM115 169H116V168H115ZM115 169H114V170H115ZM125 169H126V168H125ZM135 169H136V168H135ZM154 169H155V168H154ZM154 169H153V170H154ZM74 170H75V169H74ZM111 170H112V168H111ZM116 170H118V169H116ZM122 170H123V169H122ZM122 170H121V171H122ZM130 170H131V169H130ZM158 170H159V169H158ZM175 170H176V167H175ZM0 171H1V170H0ZM32 171H33V170H32ZM100 171H101V170H100ZM127 171H128V170H127ZM133 171H135V170H133ZM136 171H137V170H136ZM147 171H148V170H147ZM149 171H150V170H149ZM193 171H194V170H193ZM195 171H196V170H195ZM195 171H194V172H195ZM4 172H5V170H4ZM81 172H82V171H81ZM108 172H110V171H108ZM119 172H120V171H119ZM6 173H7V172H6ZM32 173H33V172H32ZM99 173H100V172H99ZM117 173H118V172H117ZM134 173H135V172H134ZM144 173H145V172H144ZM144 173H143V174H144ZM150 173H151V172H150ZM189 173H190V172H189ZM24 174H25V173H24ZM33 174H34V173H33ZM92 174H93V173L91 172V175H92ZM104 174H105V173H104ZM127 174H129V175H133V174H131L130 172L127 173ZM143 174H142V175H143ZM152 174H153V173H152ZM155 174H156V173H155ZM160 174H161V173H160ZM199 174H200V176H202L201 173H199ZM1 175H2V174H1ZM1 175H0V176H1ZM34 175H37V174H34ZM77 175H78V174H77ZM84 175H85V174H84ZM94 175H95V174H94ZM101 175H102V174H101ZM109 175H110V174H109ZM109 175H107V176H109ZM112 175H113V173H112ZM121 175H122V174H121ZM148 175H149V174H148ZM153 175H154V174H153ZM158 175H159V174H158ZM224 175H225V174L223 173V176H224ZM4 176H6V174H5ZM4 176H3V178H4ZM75 176H76V175H75ZM80 176H81V175H80ZM82 176H83V174H82ZM97 176H98V175H97ZM125 176H126V175H125ZM149 176H150V175H149ZM149 176H148V177H149ZM159 176H160V175H159ZM159 176H158V177H159ZM184 176H186V175H184ZM221 176H222V175H221ZM223 176H222V177H223ZM24 177H25V176H24ZM26 177H27V176H26ZM103 177H104V175H103ZM103 177H102V178H103ZM105 177H106V176H105ZM114 177H116V176H114ZM126 177H127V176H126ZM135 177H136V174H135ZM197 177H198V176H197ZM202 177H203V176H202ZM27 178H28V177H27ZM36 178H37V177H36ZM77 178H78V177H77ZM110 178H111V175H110ZM179 178H180V176H179ZM182 178H183V177H182ZM189 178H190V176H189ZM203 178H204V177H203ZM209 178H210V177H209ZM54 179H55V178H54ZM80 179H81V178H80ZM105 179H107V178H105ZM122 179H123V178H122ZM142 179H143V178H142ZM159 179H161V178L159 177ZM210 179H212V178H210ZM27 180H28V179H27ZM83 180H84V179H83ZM93 180H94V178H93ZM93 180H91V181L93 182ZM97 180H98V179H97ZM115 180H116V179H115ZM119 180H120V179H119ZM130 180H131V178H130ZM132 180H133V178H132ZM132 180H131V181H132ZM161 180H162V179H161ZM78 181H79V178H78ZM94 181H95V180H94ZM111 181H112V180H111ZM113 181H114V180H113ZM139 181H140V180H139ZM139 181H138V182H139ZM149 181H150V180H149ZM151 181H152V180H151ZM177 181H178V180H177ZM182 181H183V180H182ZM54 182H55V181H54ZM100 182L103 183V181H100ZM106 182L108 183L109 181L106 180ZM120 182H121V181H120ZM122 182H123V181H122ZM146 182H147V181H146ZM146 182H145V184H146ZM153 182H154V181H153ZM178 182H179V181H178ZM212 182H213V180H212ZM104 183H105V182H104ZM141 183H142V182H141ZM149 183H150V182H148V184H149ZM154 183H155V182H154ZM32 184H33V183H32ZM81 184H82V183H81ZM84 184H85V183H84ZM90 184H91V187H92V184H93V183H90ZM99 184H100V183H99ZM123 184H124V182H123ZM126 184H128V183H126ZM139 184H140V183H139ZM177 184H178V183H177ZM182 184H183V183H182ZM185 184H186V183H185ZM56 185H57V184H56ZM94 185H95V184H94ZM110 185H112V184H110ZM131 185H134V184H131ZM131 185H130V186H131ZM146 185H147V184H146ZM101 186H102V185H101ZM119 186H120V185H119ZM125 186H126V185H125ZM128 186H129V185H128ZM135 186H136V185H135ZM135 186H134V187H135ZM147 186H148V185H147ZM149 186H150V185H149ZM156 186H158V185H156ZM160 186H161V185H160ZM212 186H214V185H212ZM82 187H83V186H82ZM95 187H97V186H95ZM139 187H140V185H139ZM150 187H151V186H150ZM196 187H197V186H196ZM27 188H28V187H27ZM27 188H26V189H27ZM93 188H94V186H93ZM102 188H105V187H102ZM128 188H129V187H128ZM131 188H132V187H131ZM153 188L158 189V187H153ZM177 188H179V187H177ZM46 189H47V188H46ZM58 189H60V188H58ZM95 189H96V188H95ZM106 189H107V187H106ZM140 189H141V187H140ZM159 189H160V188H159ZM159 189H158V190H159ZM183 189H184V188H183ZM185 189H186V187H185ZM185 189H184V190H185ZM194 189H195V188H194ZM53 190H54V189H53ZM56 190H57V189H56ZM63 190H65V188H63ZM63 190H62V191H63ZM91 190H92V188H91ZM93 190H94V189H93ZM104 190H105V189H104ZM115 190H116V189H115ZM128 190H129V189H128ZM144 190H145V189H144ZM191 190H193V189H191ZM259 190H260V189H259ZM41 191H42V190H41ZM58 191H59V190H58ZM86 191H87V190H86ZM133 191H134V190H133ZM135 191H136V190H135ZM137 191H138V190H137ZM146 191H147V190H146ZM208 191H209V190H208ZM261 191H262V190H261ZM101 192H102V191H101ZM104 192H105V191H104ZM110 192H111V191H110ZM110 192H109V193H110ZM112 192H113V191H112ZM129 192H130V191H129ZM147 192H148V191H147ZM154 192H155V191H154ZM182 192H183V191H182ZM214 192H215V191H214ZM67 193H68V192H67ZM67 193H66V194H67ZM138 193H139V192H138ZM144 193H145V192H144ZM151 193H152V192H151ZM156 193H158V192H156ZM29 194H30V193H29ZM54 194H55V192H54ZM63 194H64V193H63ZM69 194H70V193H69ZM88 194H89V193H88ZM114 194H115V193H114ZM117 194H118V193H117ZM130 194H131V193H130ZM136 194H137V193H136ZM141 194H142V193H141ZM152 194H153V193H152ZM152 194H151V196H153ZM162 194H163V193H162ZM192 194H193V193H192ZM211 194H212V193H211ZM19 195H20V194H19ZM48 195H49V194H48ZM95 195H96V194H95ZM97 195H98V194H97ZM111 195H112V193H111ZM154 195H155V194H154ZM216 195H217V194H216ZM216 195H215V196H216ZM6 196H7V195H6ZM63 196H64V195H63ZM66 196H67V195H65V197H64L65 199H64V200H66ZM70 196H71V194H70ZM105 196H106V195H105ZM107 196H108V194H107ZM119 196H120V195H119ZM127 196H128V195H127ZM131 196H132V195H131ZM135 196H136V195H135ZM139 196H140V195H139ZM155 196L157 197V195H155ZM155 196L153 197V200H154ZM158 196H159V198H160V195H158ZM8 197H10V196L8 195ZM8 197H7V198H8ZM14 197H15V196H14ZM24 197H25V196H24ZM58 197H59V196H58ZM103 197H104V196H102L101 198H103ZM108 197H110V195H109ZM140 197H141V196H140ZM206 197H209V196L206 195ZM10 198H11V197H10ZM44 198H45V197H44ZM68 198H69V196H68ZM93 198H95V197H93ZM106 198H107V197H106ZM111 198H112V197H111ZM115 198H116V197H115ZM119 198H120V197H119ZM121 198H122V197H121ZM125 198H127V197H125ZM125 198H124V199H125ZM144 198H145V197H144ZM147 198H149V196H148ZM29 199H30V198H29ZM37 199H38V198H37ZM73 199H74V195H73ZM95 199H97V198H95ZM107 199H108V198H107ZM134 199H135V198H134ZM142 199H143V198H142ZM151 199H152V198H151ZM25 200H26V199H25ZM45 200H47V199H45ZM64 200H63V201H64ZM103 200H104V199H103ZM138 200H139V199H138ZM155 200H158V199H155ZM155 200H154V201H155ZM9 201H10V200H9ZM11 201H12V200H11ZM39 201H40V200H39ZM43 201H44V199H43ZM55 201H56V200H55ZM114 201H116V200H114ZM126 201H127V199H126ZM135 201H136V200H135ZM139 201H141V200H139ZM225 201H226V200H225ZM239 201L241 202L240 198H239ZM247 201H248V200H247ZM28 202H29V201H28ZM78 202H79V201H78ZM78 202H77V203H78ZM104 202H105V201H104ZM109 202H110V201H109ZM116 202H118V201H116ZM155 202L157 203V201H155ZM4 203H5V202H4ZM25 203H26V201H25ZM45 203H46V202H45ZM63 203H64V202H63ZM73 203H74V202H73ZM97 203H98V202H97ZM119 203H120V202H119ZM130 203H131V202H130ZM146 203H147V202H146ZM148 203H149V202H148ZM148 203H147V205H149ZM172 203H173V202H172ZM244 203L246 204L247 202L245 201ZM7 204H9V203H7ZM11 204L13 205L14 203H11ZM78 204H79V203H78ZM113 204H114V203H113ZM142 204H143V203H142ZM12 205H11V206H12ZM30 205H31V204H30ZM66 205H68V204H66ZM108 205H109V204H108ZM118 205H119V204H118ZM118 205H117V206H118ZM127 205H128V204H127ZM132 205H133V204H132ZM137 205H138V204H137ZM8 206H9V205H8ZM35 206H36V205H35ZM51 206H52V205H51ZM103 206H104V205H103ZM117 206H116V207H117ZM143 206H144V204H143ZM154 206H156V210H157L158 213H159V212H162V213L166 214L168 218H169V217H172V219H173V217H174L173 213L176 212V214H177V216H178V218H179V221H180V223H181L182 226H183L184 223H189V224L192 225V226H193V224L195 223V218H193L194 213H193V211H190V210H189V207H188V195H187L185 192L181 194V197H180V199L178 200V202H175L174 210L171 209V207H170V206L168 205V203H167V200H166L163 196H161L160 203L158 202V203H157L156 205H154ZM217 206H218V205H217ZM223 206H224V205H223ZM235 206H236V205H235ZM235 206H234V207H235ZM1 207H2V206H0V208H1ZM5 207H6V206H5ZM30 207H31V206H30ZM69 207H70V206H69ZM125 207H126V205H125ZM130 207H131V206H130ZM130 207H129V208H130ZM152 207H153V205H152ZM241 207H242V206H241ZM2 208H3V207H2ZM37 208H38V207H37ZM37 208L35 207V209H37ZM102 208H103V207H102ZM104 208H105V207H104ZM235 208H236V207H235ZM11 209H12V208H11ZM13 209H14V208H13ZM29 209H30V208H29ZM33 209H34V205H33ZM117 209H118V208H117ZM137 209H138V208H137ZM149 209H151V207H148V206L145 207L146 214H148V215H149V213H150ZM217 209H218V208H217ZM217 209H216V210H217ZM219 209H220V208H219ZM219 209H218V211H219ZM232 209H233V208H232ZM232 209H231V210H232ZM243 209H244V208H243ZM24 210H25V209H24ZM71 210H72V209H71ZM71 210H70V211H71ZM121 210H122V209H121ZM121 210H120V211H121ZM123 210H124V209H123ZM123 210H122V211H123ZM128 210H129V209H128ZM130 210H132V208H131ZM141 210H142V209H141ZM156 210H155V215H156V213H157ZM240 210H241V209H240ZM1 211H2V210H1ZM5 211H6V210H5ZM50 211H51V210H50ZM54 211H55V210H54ZM76 211H77V209H76ZM81 211H82V210H81ZM132 211H133V210H132ZM138 211H139V210H138ZM237 211L239 212V210H237ZM19 212H20V211H19ZM34 212H35V210H34ZM63 212H64V211H63ZM95 212H96V211H95ZM95 212H94V213H95ZM134 212H135V211H133V213H134ZM139 212H140V211H139ZM3 213H5V212H3ZM3 213H2V214H3ZM7 213H8V212H6V216H5V217H7ZM9 213H11V212H9ZM13 213H14V212H13ZM53 213H54V212H53ZM58 213H59V212H58ZM69 213L71 214V213H73V212H69ZM79 213H80V212H79ZM117 213H119V212H117ZM122 213H123V212H122ZM125 213H126V211H125ZM127 213H128V212H127ZM153 213H154V212H153ZM158 213H157V215H158ZM16 214H17V211H16ZM18 214H19V213H18ZM34 214H35V213H34ZM48 214H50V213H48ZM62 214H63V213H62ZM64 214H65V213H64ZM64 214H63V215H64ZM95 214H96V213H95ZM95 214H94V215H95ZM123 214H124V213H123ZM130 214H131V213H130ZM134 214H135V213H134ZM138 214H139V213H138ZM146 214H145V215H146ZM198 214H199V213H198ZM4 215H5V214H4ZM31 215H32V214H31ZM38 215H39V214H38ZM40 215H41V214H40ZM55 215H57V212H56ZM81 215H82V214H81ZM126 215H127V214H126ZM126 215H124V216H126ZM155 215H153V216H155ZM208 215H209V214H208ZM15 216H16V215H15ZM43 216H44V215H43ZM46 216H47V215H46ZM46 216H45V217H46ZM50 216H51V215H50ZM67 216H68V215H67ZM127 216H128V215H127ZM132 216H133V215H132ZM161 216H162V215H161ZM249 216H250V215H249ZM253 216H254V215H253ZM2 217H3V216H2ZM10 217H11V216H10ZM20 217H21V216H20ZM40 217H41V216H40ZM40 217H38V218H40ZM52 217H53V214H52ZM55 217H57V216H55ZM63 217H64V216H63ZM72 217H73V216H71V218H72ZM97 217H98V216H97ZM138 217H139V216H138ZM151 217H152V216H151ZM3 218H4V217H3ZM13 218H14V217H13ZM38 218H37V219H38ZM57 218H59V217H57ZM95 218H96V217H95ZM124 218H125V217H124ZM126 218H127V217H126ZM152 218H154V217H152ZM158 218H159V217H158ZM158 218H157V219H158ZM160 218H161V217H160ZM199 218H200V217H199ZM202 218H203V217H202ZM202 218H200V219H202ZM226 218H227V217H226ZM247 218H249V217L247 216ZM250 218H252V217L250 216ZM8 219H9V217H8ZM50 219H51V218H50ZM53 219H54V218H53ZM59 219H61V218H59ZM62 219H63V218H62ZM65 219H66V218H65ZM78 219H79V218H78ZM102 219H103V218H102ZM130 219H131V218H130ZM140 219H141V218H140ZM148 219H149V218H148ZM166 219H167V218H166ZM203 219H204V218H203ZM229 219H231V218H229ZM242 219H243V218H242ZM12 220H13V219H12ZM14 220H15V219H14ZM70 220H71V219H70ZM97 220H98V219H97ZM99 220H100V219H99ZM106 220H107V219H106ZM206 220H207V219H206ZM244 220H245V219H244ZM244 220H243V221H244ZM246 220H247V219H246ZM7 221H8V220H7ZM39 221H40V220H39ZM45 221H46V220H45ZM56 221H57V220H56ZM71 221H72V220H71ZM138 221H139V220H138ZM149 221H150V220H149ZM223 221H224V220H223ZM228 221H229V220H228ZM37 222H38V221H37ZM51 222H52V221H51ZM60 222H61V221H60ZM65 222H66V221H65ZM65 222H64V223H65ZM98 222H99V221H98ZM106 222H108V221H106ZM118 222H119V221H118ZM133 222H134V221H133ZM249 222H250V221H249ZM1 223H2V222H1ZM31 223H32V222H31ZM35 223H36V222H35ZM47 223H49V222L47 221ZM61 223H62V222H61ZM69 223H70V222H69ZM73 223H74V222H73ZM75 223H76V221H75ZM75 223H74V224H75ZM99 223H100V222H99ZM123 223H124V222H123ZM137 223H138V222H137ZM145 223H146V221H145ZM203 223H204V222H203ZM205 223H206L205 225L207 226V222H205ZM229 223H230V222H229ZM244 223H245V222H244ZM247 223H248V222H247ZM251 223H252V221H251ZM12 224H13V223H12ZM37 224H38V223H37ZM43 224L45 225L46 223H43ZM106 224H107V223H106ZM232 224H233V223H232ZM232 224H231V225H232ZM249 224H250V223H249ZM249 224H248V225H249ZM7 225H8V223L6 224V226H7ZM46 225H47V224H46ZM53 225H54V224H53ZM66 225H67V224H66ZM77 225H78V224H77ZM96 225H97V224H96ZM96 225H95V226H96ZM130 225H131V224H130ZM228 225H229V224H228ZM236 225H237V224H236ZM252 225H253V223H252ZM257 225H258V224H257ZM4 226H5V225H4ZM6 226H5V227H6ZM36 226H37V225H36ZM57 226H58V225L56 224V227H57ZM69 226H71V225H69ZM72 226H73V225H72ZM112 226H113V225H112ZM124 226H125V225H124ZM245 226H246V225H245ZM249 226H250V225H249ZM7 227H8V226H7ZM13 227H14V226H13ZM32 227H33V226H32ZM40 227H41V226H40ZM40 227H39V228H40ZM60 227H61V226H60ZM62 227H63V226H62ZM62 227H61V228H62ZM99 227H100V226H99ZM102 227H104V226H102ZM121 227H122V226H121ZM169 227H170V226H169ZM203 227H204V226H203ZM235 227H236V226H235ZM237 227H238V226H237ZM250 227H252V226H250ZM255 227H256V226H255ZM255 227H254V228H255ZM0 228H1V227H0ZM124 228H125V227H124ZM51 229H52V228H51ZM57 229H58V228H57ZM66 229H67V228H66ZM127 229H128V227H127ZM130 229H131V228H129L128 230H130ZM134 229H135V228H134ZM233 229H234V227H233ZM249 229H250V228H249ZM6 230H7V229H6ZM39 230H42V229L40 228ZM62 230H63V229H62ZM70 230H71V228H70ZM103 230H104V229H103ZM125 230H126V228H125ZM144 230H145V229H144ZM7 231H8V230H7ZM15 231H16V230H15ZM33 231H34V230H33ZM46 231H47V230H46ZM48 231H49V230H48ZM53 231H54V229H53ZM56 231H57V230H56ZM72 231H73V230H72ZM74 231H75V230H74ZM101 231H102V230H101ZM105 231H106V230H105ZM131 231H133V230L131 229ZM142 231H143V230H142ZM142 231H141V232H142ZM43 232H45V231H43ZM96 232H97V231H96ZM98 232H100V230H99ZM116 232H117V231H116ZM120 232H121V231H120ZM139 232H140V231H139ZM148 232H149V231H148ZM160 232H161V231H160ZM176 232L178 233V235H179V234H183V232H184L183 227H181L180 225H178V226L176 227ZM5 233H6V232H5ZM5 233H4V234H5ZM7 233H8V232H7ZM10 233H11V232H9V235H10V237H11V234H10ZM20 233H21V232H20ZM28 233H29V232H28ZM32 233H34V232H31V234H32ZM47 233H48V232H47ZM49 233H50V232H49ZM59 233H60V232H59ZM75 233H77V232H75ZM107 233H108V232H107ZM135 233H136V232H135ZM135 233H134V234H135ZM146 233H147V232H146ZM57 234H58V233H57ZM66 234H67V233H66ZM70 234H71V233H70ZM97 234H98V233H97ZM120 234H121V233H120ZM123 234H124V233H123ZM137 234H138V232H137ZM144 234H145V233H144ZM160 234H161V233H160ZM163 234H164V233H163ZM163 234H162V235H163ZM63 235H64V234H63ZM71 235L73 236V233H72ZM116 235H117V234H116ZM125 235H126V233H125ZM125 235H124V236H125ZM170 235H171V234H170ZM12 236H13V235H12ZM37 236H38V235H37ZM57 236H58V235H57ZM72 236H70V237H72ZM74 236H75V235H74ZM97 236H98V235H97ZM100 236H101V235H100ZM121 236H122V234H121ZM121 236H120V237H121ZM138 236H139V235H138ZM140 236H142V235H140ZM199 236H200V234H199ZM0 237H1V236H0ZM35 237H36V236H34V238H35ZM48 237H49V236H48ZM66 237H67V236H66ZM102 237H104V236H102ZM117 237H118V236H117ZM135 237H136V235H135ZM145 237H146V236H145ZM171 237H172V236H171ZM171 237H168V238H171ZM7 238H8V237H7ZM19 238H20V237H19ZM22 238H23V237H22ZM40 238H41V237H40ZM45 238H46V237H45ZM64 238H65V237H64ZM64 238H63V239H64ZM127 238H128V237H127ZM148 238H149V236L147 237V239H148ZM157 238H158V236H157ZM23 239H24V238H23ZM29 239H30V238H29ZM55 239H56V238H55ZM123 239H125V238H123ZM2 240H3V237H2ZM36 240H37V239H36ZM108 240H109V238H108ZM110 240H111V239H110ZM117 240H118V238H117ZM136 240H137V239H136ZM158 240H159V239H158ZM166 240H167V239H166ZM222 240H223V239H222ZM9 241H10V240H9ZM19 241H20V240H19ZM28 241H29V240H28ZM47 241H48V240H47ZM51 241H52V240H51ZM65 241H68V240H65ZM130 241H131V240H130ZM138 241H140V239H139ZM20 242H21V241H20ZM40 242H41V240H40ZM48 242H50V241H48ZM121 242H122V241H121ZM123 242H125V241H123ZM128 242H129V240H128ZM156 242H157V241H156ZM159 242H160V241H159ZM159 242H158V243H159ZM166 242H167V241H166ZM225 242H226V241H225ZM5 243H6V242H5ZM7 243H8V241H7ZM9 243H11V242H9ZM22 243H23V242H22ZM22 243H20V244L22 245ZM34 243H35V242H34ZM44 243H45V242H44ZM52 243H53V242H52ZM55 243H56V242H55ZM62 243H65V242H62ZM68 243H69V242H68ZM74 243H75V242H74ZM125 243H126V242H125ZM131 243H132V242H131ZM133 243H134V242H133ZM149 243H150V242H148V244H149ZM161 243H162V242H161ZM170 243H171V242H170ZM173 243H174V241H173ZM208 243H209V242H208ZM25 244H27V243H25ZM47 244H49V243H47ZM70 244H72V243H70ZM70 244H69V245H70ZM120 244H121V243H120ZM129 244H130V243H129ZM139 244H140V243H139ZM144 244H146V243H144ZM150 244H151V243H150ZM168 244H169V241H168ZM263 244H264V243H263ZM7 245H8V244H7ZM28 245H29V242H28ZM30 245H31V244H30ZM36 245H37V244H36ZM45 245H46V244H45ZM57 245H58V244H57ZM105 245H106V244H105ZM126 245H127V244H126ZM126 245H125V246H126ZM131 245H132V244H131ZM135 245H136V244H135ZM164 245H165V244H164ZM169 245H170V244H169ZM169 245H168V246H169ZM186 245H187V243H186ZM186 245H185V246H186ZM220 245H221V244H220ZM17 246H19V245H17ZM22 246H23V245H22ZM49 246H50V245H49ZM49 246H48V247H49ZM60 246H61V243H60ZM133 246H134V245H133ZM138 246H140V245H138ZM150 246H151V245H150ZM156 246H157V245H156ZM168 246H167V247H168ZM3 247H4V245H3ZM28 247H29V246H28ZM34 247H35V245H34ZM62 247H63V246H62ZM64 247H65V246H64ZM64 247H63V248H64ZM115 247H117V245H116ZM122 247H123V246H122ZM122 247H121V248H122ZM136 247H137V246H136ZM148 247H149V246H148ZM169 247H170V246H169ZM13 248H14V247H13ZM13 248L10 249V250H13ZM22 248H23V247H22ZM30 248H31V247H30ZM38 248H39V247H38ZM43 248H44V247H43ZM60 248H61V247H60ZM67 248H68V247H67ZM131 248H132V247H131ZM142 248H143V247H142ZM150 248H151V247H150ZM163 248H164V247H163ZM187 248H188V246L186 247V249H187ZM26 249H27V248H26ZM51 249H52V248H51ZM56 249H57V248H56ZM56 249L54 248L53 251L55 252ZM72 249H73V248H72ZM134 249H135V248H134ZM165 249H167V248H165ZM172 249H173V248H172ZM174 249H175V248H174ZM188 249H189V248H188ZM188 249H187V251H188ZM8 250H9V249H8ZM21 250H22V249H21ZM27 250H29V249H27ZM35 250H36V249H35ZM39 250H40V249H39ZM48 250H49V248H48ZM59 250H60V249H59ZM142 250H143V249H142ZM149 250H150V249H149ZM149 250H148V252H149ZM156 250H157V249H156ZM156 250H155V251H156ZM163 250H164V249H163ZM23 251H24V250H23ZM31 251H32V250H31ZM64 251H65V250H64ZM66 251H67V250H66ZM111 251H112V250H111ZM116 251H118V250H116ZM124 251H125V250H124ZM133 251H134V250H133ZM146 251H147V250H146ZM152 251H153V249H152ZM152 251L150 250V252H151L150 255L153 254ZM157 251H158V250H157ZM44 252H46V251L44 250ZM48 252H49V251H48ZM54 252H53V253H54ZM56 252H57V251H56ZM114 252H115V251H114ZM121 252H123V251L121 250ZM131 252H132V251H131ZM137 252H138V251H137ZM172 252H173V250H172ZM174 252H175V251H174ZM188 252H189V251H188ZM14 253H15V252H14ZM16 253H17V251H16ZM19 253H20V251H19ZM35 253H36V252H35ZM37 253H39V256H40V252H38V250H37ZM58 253H59V252H58ZM63 253H64V252H62V254H63ZM67 253H68V252H67ZM158 253H160V252H158ZM23 254H24V253H23ZM23 254H22L21 256H23ZM122 254H123V253H122ZM124 254H125V253H124ZM164 254H168V253H167V250H166V253H164ZM173 254H174V253H173ZM189 254H190V253H189ZM15 255H16V254H15ZM54 255L56 256V254H54ZM117 255H118V254H116L115 256H117ZM130 255H131V254H130ZM133 255H134V254H133ZM153 255H154V254H153ZM157 255H158V254H157ZM175 255H176V254H175ZM190 255H191V254H190ZM35 256H36V255H35ZM62 256H64V255H62ZM67 256H68V255H67ZM159 256H160V255H159ZM170 256H171V254H170ZM191 256H192V255H191ZM207 256H208V255H207ZM60 257H61V256H60ZM117 257H118V256H117ZM144 257H145V256H144ZM154 257H155V256H154ZM164 257H165V256H164ZM16 258H17V256H16ZM28 258H29V257H28ZM49 258H50V257H49ZM49 258H48V260H49ZM57 258H58V257H57ZM61 258H62V257H61ZM89 258H90V257H89ZM118 258H119V257H118ZM126 258H128V257H126ZM149 258H150V257H149ZM161 258H162V257H161ZM179 258H180V257H179ZM18 259H20L19 256H18ZM40 259H41V258H40ZM139 259H140V258H139ZM139 259H138V260H139ZM145 259H146V258H145ZM176 259H177V258H176ZM16 260H17V259H15V262H16ZM53 260H54V259H53ZM53 260H52L51 262H53ZM56 260H58V259H56ZM64 260H65V259H64ZM87 260H88V259H87ZM154 260H155V259H154ZM157 260L159 261L158 257H156V260H155V261H157ZM168 260H169V259H168ZM30 261H31V260H30ZM91 261H92V260H91ZM93 261H94V260H93ZM128 261H129V260H128ZM139 261H140V260H139ZM148 261H149V260H148ZM148 261H147V262H148ZM165 261H166V259H165ZM175 261H176V260H175ZM175 261H174V262H175ZM48 262H49V261H48ZM85 262H86V261H85ZM121 262H122V260H121ZM137 262H138V261H137ZM143 262H144V259H143ZM172 262H173V261H172ZM16 263H17V262H16ZM28 263H29V262H28ZM32 263H33V262H32ZM32 263H30V264H32ZM44 263H46V262H44ZM57 263H58V261H57ZM61 263H63V262H61ZM132 263H134V262H132ZM148 263H149V262H148ZM156 263H157V262H156ZM164 263H165V262H164ZM166 263H167V261H166ZM168 263H169V262H168ZM177 263H178V262H177ZM189 263H190V264H197V262L194 260L193 256L190 257V259H189ZM18 264H19V263H18ZM23 264H24V263H23ZM138 264H139V263H138ZM141 264H142V263H141Z\"/></svg>",
    "mask_w": 264,
    "mask_h": 264
}]
</instances>
